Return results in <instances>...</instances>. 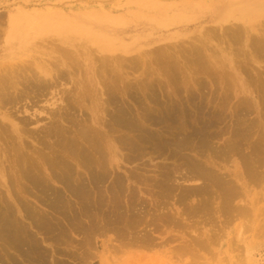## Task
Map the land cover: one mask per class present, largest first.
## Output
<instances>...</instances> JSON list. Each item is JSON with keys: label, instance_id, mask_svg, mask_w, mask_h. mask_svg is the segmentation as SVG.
Masks as SVG:
<instances>
[{"label": "rangeland", "instance_id": "rangeland-1", "mask_svg": "<svg viewBox=\"0 0 264 264\" xmlns=\"http://www.w3.org/2000/svg\"><path fill=\"white\" fill-rule=\"evenodd\" d=\"M133 1H135V0H0V18H1L0 19V26H2V27H0V65H1L0 66V70L2 69V65H3V69L6 66H7L6 68L11 67V69L14 68L15 71L17 70V73H18V75H16L17 73L14 72V69L12 70L14 72V74H11L9 72H8V74H6L5 71H3L4 73L3 72L2 73L0 72V77H2L1 79H5V77H7V76H10L11 77V75H14V76L17 77L16 80H19V83L21 82L20 83L21 85H19V83H18L19 86L16 87V88H13L10 85H8V87L5 88L6 90L3 93L4 95L1 94V91H0V102H1L0 103V107L3 106V103H4L3 102V99L4 98L10 97L11 99H14V98L19 97L18 98V101H13L11 104H9L10 106H8V105L5 104L3 107L0 108V126H1L0 127V139H4L6 141V142L4 140L0 141V155L2 156V157H0V163L3 160L2 163H1V165H3L5 163L4 165H6V167L8 166V168H7V169H9L8 170V173L9 172L10 173L9 174L7 173V175L9 177L10 176L13 177L12 179L15 180L14 181L15 184L13 183V180L12 181L10 180L11 184H9V185L10 186L13 185V184L15 185L14 191L16 190L15 193L16 194L18 193L17 195L15 194L17 196V197L15 196V197L16 198H19V199L21 198L20 200H22V201H20L18 199V201H19V203H18V201H16L17 199H15V197L13 196V194H12V196L9 194V192H13V189H12L13 186H12V188L10 187L12 189V191H11V189L9 191H7L5 188L0 187V192H3L4 193V194H2V193L0 194V202H1L0 203V206H1L0 207V210L3 208L2 205L3 206L4 205L6 206V204L9 203V202L12 203V205H10V204H8V205H10V206H14L15 205L12 208H14V210L16 212V216L18 217V219L21 217L20 218V222L21 223L19 224L17 222L18 225L23 226L25 223H28L27 225H29V223H30V226H27L26 225V226H23V228L26 227L27 232H30V235H31V237L33 236V239L36 238V237L38 238V239H36V241L38 240L40 242L37 241L36 243L37 244L39 243L42 247L44 246L43 248L45 250H43V251L46 252L47 255L44 252H43V255L45 254L46 258H48V255L50 254L49 255L50 257L48 259H51L50 261L52 263L48 259H46V260L49 261V262L47 261L48 264H55L56 262H58V264L60 262H61V264H64V263L65 264H78L79 262H80V264L81 263L85 264V262L87 263L88 260H89V262L87 264H102L103 261H105L107 264H198V263L199 264H264V197H263L264 196V180H263L264 179L263 178L264 177V173L262 175L263 177H262L261 181H259L260 182V184H259L260 186L259 185L256 186V183H258V182H254V183H252L253 181L252 182H248L249 202L251 203L248 206L249 207L252 206L251 208H249L251 212L248 211V215L249 216H247V218H246V219H248L249 217H251L250 215H252V217H251V219H249V221L243 222V221H241L242 218L241 219L239 218L237 220L235 219V221L228 222V225L226 227H224V224L226 222L223 223V220L221 221L219 219H218V222H206V223L205 222H203V223L202 222H188V225L189 226L186 225L187 222H182L183 224H181L179 222V224H178L179 226L177 224H173V223L172 224H162L161 222H156V223H154L155 225L152 224L150 226V228L148 227L146 230H142L143 229V226L140 228V230L137 229L138 234H135L133 236L135 239H137L136 237L141 236V232H142V234L144 232H148V231L151 233V237H152V240H153L151 242L152 244L149 243L148 245L147 244L145 245V243H142L140 241L139 243H142V246L139 243H135L137 241H135L134 238H133L134 240H131V242H130V239H132V237H126V238H124V237H122L120 235V238H119L118 235H117L118 237L116 236L117 233L115 234V232H112V231H109V233L107 231H104L105 232L104 233L103 230H102V232L104 233L103 234L101 232V230H100L98 232H99V234L100 233H102V234L101 235L96 234V236H94L92 234L93 237H91V239L89 238L91 234H88L89 236L86 237L87 235L84 236V234H81L80 232H76L75 233L71 228H69L70 227V224H73V222H69L68 223V222H65L63 219H61V218H64V217L65 218H70L71 217L70 215H68L69 207H65L64 206L65 207V212H67V214L65 212L64 213L68 217H66V216H64V217L61 216L60 217V215H58L57 213L53 212V210L51 209V207H48V205L50 204L49 202L51 201V199L49 200L48 198H51V197L49 196V197L46 198L47 195L41 194L42 192H38L40 190H37L36 188H33V185L32 184L31 185L29 184L30 183V182H28L29 179L27 181H24V180H26L25 178L23 179V174L22 173L24 172V170L26 169L27 166H30L29 168L27 167L28 169H30L29 171L26 169L27 172H29V175L30 174L31 175L32 174L33 175H35V174L39 175V172H41L43 174L42 175L40 173L42 176L48 177L53 172V171L51 172V170H50V169H52L51 166H50L51 164L49 163L50 160L53 159V158H55V157H57L58 155H61V156H58L57 158H65L66 160H69V162H71V164L73 163L72 166L74 168L76 167L75 168L76 171L77 170L80 171L78 173L83 172V174L81 173L82 175L79 174L80 176H83L84 177V174H85V177L86 178L84 177V179H86V184L88 185L89 184V173L86 172L83 168H81L78 165V162L76 164V160H78V159H73L72 158L73 156H71L69 154V148H70V144L69 143L71 142L70 139L72 138V139H75L76 140L77 145L80 144L79 146L82 147L83 142H81L79 140L80 129L84 125L86 126V125H88L90 123V124H92L91 125L92 127L89 124V126H86V127H83V128H87L86 130H89L90 131V133L92 134V136L94 138V141H98L97 143L101 144V146H99V147L102 148L101 149L102 152H103V150L107 152V153L103 152V155L106 154L107 157H108L107 158V157L104 156L105 157L104 160L106 158L108 159V160L106 159V164H108V165L105 166V168L107 167L106 168V174L108 173L107 174V177H106L107 180L104 182L105 184H102L103 187L101 186L102 188L101 187L100 188L101 189L106 188L107 185H108L109 188H112V187H114V186H112L114 184L113 183L114 182L113 180H117L118 178H121L123 180V176H124L125 179L122 181V182H126V183H123V187L126 186L124 189H126V191H130L131 189L133 190V188H134L135 191H138V192H140V191L143 192V190L145 189L146 192L144 190V192H143L144 194H141L140 193V195L143 196V197L145 196L144 198H146L147 197V194L146 193H148L146 187L147 188H151V186L150 185H148V186L142 185L141 186V185H139L137 183H134L133 180L130 179L131 177H129V173L132 172V170H133V172H137V174H135V175L138 176V175H141V174H138L141 171L140 168H142V167L145 168L146 167L145 170L147 169L148 171H152L151 169H152V167L154 165L153 171L158 167V169H157L158 171L157 170L155 172L152 171L154 174H150L151 172L149 173V172H147V170L146 171H143V169H142L143 172H146L147 174L149 173L148 175H152V177H153V176H156V175L160 174V168H162L164 166H168L167 165L168 162H169V165H170L171 168H173L174 166H176V162H177L176 159L175 160H171L172 159V156H170L171 154H169L170 151H171L170 153H172V148H173V147H170V146L176 142V139L178 140V137L181 138L183 135L185 136L187 133H189L190 130L187 132L188 129H186L184 127V125L182 123L183 122V119H181L183 116H180V113H179V116H178V118L181 117L179 119V123H180V125L182 124L183 127H181L182 129L181 128H179V130L177 129V131H179V133L182 132L181 133L182 135L180 134L178 137H176V135H178L179 133L175 131V133H177V134H174L172 132L173 135H174L173 136L171 134V131H170L172 129L167 128V126H166L167 124L166 123L162 124L161 127L158 126L157 127L158 130L156 129V126H154V125L153 126L150 125L152 127H146L149 124L147 123L148 121H145L144 120L145 119L144 117L149 113V110L150 109H152V108L155 109L156 108V105H153L156 101H154L153 104H152V102H153V99L154 98L159 97V98H156V100L158 102H160L162 106L164 104H166V106H167V103L170 104V101L171 100H173L174 102H175V100L176 101L182 100L183 103L185 105H187V110L189 108L190 109L191 108L193 109V110H190L189 109L190 111H187V110H185L186 108L184 107L185 105L183 104V108H185L184 110L187 111L186 113H188V115L190 114L189 116H192V118H193L194 117L193 116V113H194L193 111L196 110V107L197 106H195L196 103L195 104H190V103L187 104V99H188V96H190L191 94H194V93L197 96V99H196L197 104L199 102H201L202 99L204 100L202 102V105L205 106V111H207V110L210 111L216 105V103H217L218 108L216 106V107L213 108V110L215 109L216 112H217L218 109L219 110L220 109L222 110L223 106L226 105L228 103V101H229L228 105H230V104L231 105H230L229 108L227 107L228 108V111H227V108H226L225 112L223 110V112L225 113V114H223L224 115L223 118H224V120L227 121L226 124H228V125L226 126L225 125V122L226 121L224 122V120H223V121H219L218 122V124H217L218 126L216 125L215 130L212 129V132L213 131H216L217 132V130L219 129L217 127H221V125H222V127H221L222 129L220 128L222 131L220 129L218 130L219 133L220 132L222 133L221 140H219L220 137L218 139L213 140V142L217 141V142H215V143H217L216 145L212 142L213 146H215V149L217 151L214 150V149H212L213 150L212 151L211 148H213V147H211V146H210L211 148H209L210 150L207 149V148L205 149L207 153L204 152V151H202L204 149H201L200 152L198 150H196V149H195V151H193V149L191 150V148L193 146L190 147V145H191L190 144L189 145V148H188V150L190 149V152L188 150H186V151H184L182 153H183V155H186L187 157H189V155L190 156L192 155L191 156L192 157L191 159H195L197 161L199 160V161H201V162H203L205 164H208L210 162H213V163H210V164H214V162L217 163V165H215V164L214 165L216 167V170L218 169L217 171L219 173L227 174V176L228 175L230 176V174L234 173V171H235V165H236L235 164L236 163L235 157H232L231 155L221 156V158L223 159L222 161L224 162V163H222V161L220 159V155L217 152H218V150L221 149V147H219V146H222V147L225 146L223 144V142L224 141L226 142V140L228 138L227 136H224V134L227 135L226 134V131H227V133H230L229 131H231V129H233L234 123L236 124V118H232L231 117L232 114L230 115V113H231L230 111H232V109L234 107H236V106L238 107L239 106V104H237V103H239L240 101L239 102H237V101L238 100H241L242 97L244 98V96L247 97L251 102L257 103V104L258 103L262 104L263 103V100H264V98H261V93H262L261 91L264 90V88H262V87H264V82H263L264 81V73L262 72V71H264V66H263L264 65V62H263V60H264V53L263 52L264 51L263 50H262V52L260 51L262 55H260L259 57H261V58L257 59L258 58V54H260V52H258V50H255V52L257 51V53H258L257 54V58H256L255 57L256 53L254 55V51L252 50V49H254V47H253L254 44L253 43L257 39H258L257 41L259 43H264V40L263 39H262L263 42H262L261 39H259V38H264V0H161L162 1V5L164 4V7L163 8H160L159 6L156 7V8L155 7H151V8L150 7H148V8H138L137 5H135V4L132 3ZM112 8H114V9H112ZM111 9H112V13L105 12V11H110ZM101 10H102V12H101ZM116 10L118 11V13H116ZM61 14H62V16H61ZM106 14L107 15H110V16H114V19L116 21L118 19L119 21L116 22L114 20V22H106V18L103 17ZM115 15H116V18H115ZM99 16L101 17V20L104 21L103 22V25H105L107 27H110V28L117 29L116 32L119 31L120 34H125L126 33L124 35V39L123 40L125 41L126 44H128L130 46L131 49H130L129 55H127V54H121L120 53L122 55V56L120 55L122 58H119V60L121 59V61H119L117 58H112L111 54H109V53H106V58H108L109 60L106 59V58H104L103 55H100V54H98L96 52V50L94 48L95 46H93L92 42H89V43L87 42V40H88L87 39V33L89 32V30L91 29V27L94 24H97L98 23ZM118 16H121V17H119L120 19L118 18ZM36 17L37 18H43V21L41 22V21L37 20ZM8 18H9V20H8ZM34 19H36V20H34ZM65 19H73V20L75 19L77 21H84V22H82L83 24L82 23H78V25H76V23H72V22H70V23L64 22V23L67 24L66 25V24L62 23L63 20H65ZM50 21H51V25L49 24V26L52 27V30L48 26V23ZM54 23L57 24L56 27L53 25ZM233 24L234 25L235 24L238 25L239 29H242L243 28L242 29L243 32L242 33H240V32L237 33L236 31H239V29H236L237 27L234 26ZM7 25H9L10 27L8 26L7 27L8 29H5L4 26H7ZM42 25H44L43 28L45 27L44 29H46V30H44L45 32L40 31L39 28H38V30H39V32H38V30H36L35 27H40ZM62 25H63V27H62ZM230 25H232L233 27H231ZM239 25L241 26V28H240ZM28 26H29V28H28ZM58 26L60 28H58ZM229 26H230V28H229ZM227 27H228V30L226 29ZM16 28H17V30H16ZM47 28H49V29H47ZM53 28H55V29H53ZM211 28H212V30L214 32L213 31H210V33H209V30ZM215 28H219V29H217L218 32H215L216 31ZM233 28H235V29L233 30ZM260 28H261L262 31L260 30ZM223 29H224V31H223ZM225 29L228 32L231 31V33L234 34V36L231 33H229V35H226V36L223 35V33L224 34L226 33ZM5 30L8 31V32L6 31L7 34L5 33ZM20 30L22 32H20ZM244 30L246 32H244ZM14 31H16V32L14 33ZM60 31H62L63 33H61ZM211 32L214 33V34L211 35ZM228 32L226 34H228ZM43 33H44V35H43ZM58 33H61V36ZM74 33H76V34H74ZM239 33H240L241 36L239 35ZM243 33H245V34H243ZM253 33H254V35H253ZM65 34H66V36H65ZM216 34H217V36H216ZM230 34H231V37L228 40V36H230ZM62 35H63V37H62ZM58 36H60V37H58ZM68 36H69V38L71 37L73 39L70 38L71 40L70 39L68 40L67 39ZM219 36H220V39H218ZM238 36H240V37L238 38ZM242 36H244V37H242ZM47 37H50V39L53 37L51 39V41L53 39H55V40H53V44L52 45H50L52 42ZM56 37H58V38H56ZM46 38L49 40V42H51L50 44H49V42H45ZM232 38H234V39H232ZM35 39L36 40L37 39H41L42 40V43H44V45H46V46L48 45L47 46L48 49H49V47L54 48L55 45L57 47L54 48V50L52 48H50L49 51H48L47 48L46 49L44 48L45 47L44 45L43 46H40V45H42V43L39 42L40 40H38V42H39L40 45H38L37 42L35 43L34 42V41H36ZM43 39H44V41H43ZM230 39H232L231 42H230ZM63 41H64V43H63ZM236 41H237V43H236ZM225 42L228 44L227 46H229V47L232 44L233 45L231 46V48L228 49ZM180 43L184 44L187 50L190 49L189 52L191 53L190 55H192L193 58H192V56L190 57L189 53H187L185 51L184 45H181L180 46ZM241 43L242 44L244 43V46L241 45ZM87 44L88 45L89 44H92V45H89L90 46L89 47V46H87ZM53 45H54V47H53ZM193 45H194V49L196 48L195 50H197V49L200 50L199 47L202 48L201 51H203V54L204 55H201V53H202L201 51H198L197 50V52H199L200 54H198L195 51L196 54L199 55V56L198 55L196 56V57H199L198 60H195L196 59L194 57L195 56V54H194L195 52H193V54H192ZM208 45H210L211 48H209ZM32 46L34 47V49H32L33 48ZM196 46H199V47H196ZM239 46H240V48H239ZM39 48H40V50H39ZM158 48L161 49V52L162 53H164L163 50H165V54L164 55L162 54L160 56L161 53L158 52L159 51ZM172 48L174 49L175 52L172 51L173 50ZM181 48H182V50L184 49L183 51L186 52V53L183 54L182 53L183 51L181 50ZM241 48H243V50L245 49L244 52H243V54L239 52V51H242V50H240ZM51 49H52V52H51ZM194 49H193V51H194ZM237 49L239 50L238 51V54H237V51L235 52V50H237ZM34 50H36L39 54H36L35 53L36 51L34 52ZM91 50H93V52ZM131 50H132V52H131ZM39 51H41L42 53L45 52L46 55H42ZM154 51L158 53V54H155V55H157V56L159 55L160 57L165 56V58H166V55H168L167 56L168 58H166L167 61L164 60L165 58H163V57H162L163 58V60H162V58H160V57L158 58V57L154 56ZM216 51H218L220 53H217ZM151 52H152V54H151ZM170 52H171V54H170ZM27 53L29 54V56H28ZM213 53H215L216 55L215 54L213 55ZM30 54H33V56L30 55ZM182 54L185 55V56H183ZM25 55H26L27 58L25 57ZM34 55L37 56V57H39L40 59H43L44 61H46V63L49 65V68L51 70L54 68L53 69V75H52L54 78L53 77L52 78L51 77H44L43 78V76H41V75L38 74V70L37 69H34L36 67L33 66V69H32V67L28 66V65H32L30 63H32L31 62V58L34 57ZM142 55H143V57H142ZM200 55L202 57H200ZM118 56H119V54H118ZM129 56H130V58H129ZM186 56H187V58H189V59H187L188 61L185 58ZM203 56L207 60L209 59L208 62H209V66H210L209 67L207 65L208 64L207 60L204 59L205 63L207 62L206 65L204 64V61L202 63V60H201V63L205 65V66L202 65L203 66V69H204V67H206V68L207 67L212 68V69H208L207 68L208 70L213 71V72H210L211 76L209 74V71L207 73V70L204 69L205 71L204 70L202 71L201 70L202 67L199 68L201 66V65H199L200 59L201 58L203 59ZM68 57H70V59ZM137 57H139V59ZM155 57L157 58V60L158 59H161V60L160 61L159 60L157 61ZM171 57H172V59H171ZM262 57H263V60H262ZM40 59L38 61H40ZM129 59H131V60H129ZM134 59H136V60L138 59L137 60V63H139V66H138L137 63L134 64ZM190 59L192 61H195V63L192 62ZM255 59H257V60H255ZM25 60L26 61H29L30 63L29 62H27V63H24V62L20 63L21 61H25ZM69 60H72V61H69ZM122 60H123V62H122ZM173 60H175V61H173ZM236 60H237V62L241 63V65L239 64L240 66H238V64L235 62ZM101 61H102V63H100ZM155 61H157L159 63V66H158V63L155 62ZM162 61H164V62H162ZM165 61H166V63H165ZM13 62L14 63H17V64H14ZM140 62L143 63L144 65H142ZM174 62H177V65ZM188 62L189 63L191 62L192 63L191 64L192 66L190 64H188ZM148 63L150 65V69L148 67L149 66ZM154 63H156L158 67ZM162 63H163L164 66L162 65ZM250 63H251V65H250ZM5 64H6V66H5ZM18 64L21 65V66L19 67ZM26 64H28V65H26ZM120 64H123V65H120ZM166 64H168V66H166ZM236 64H237V66H236ZM15 65H17V66H15ZM23 65H25V66H23ZM53 65H54V67H53ZM145 65L149 69V70L148 69L147 70L150 71V76L149 77H151L152 79L151 78L150 79L153 80V85H152V88L153 89L152 88L151 89L142 88V87H140L138 85V80L137 81H133L135 77H137V79L138 78L140 79V77L142 76L141 79H144V80L147 79V78H149L148 77V74H149L148 71H145L146 68H147ZM170 65L173 66V67H171ZM175 65H176V67H175ZM72 66L75 67V68H73ZM162 66L164 68L160 69ZM185 66L188 67V68H186ZM21 67H23V69ZM24 67H26L27 69H25ZM28 67H30V69ZM135 67L136 68H139L140 67L139 68L140 70L138 69L139 70L138 71V70L134 69ZM141 67H143V68L141 69ZM238 67H239V69H238ZM246 67L249 68L250 73L245 70V69H247ZM253 67L254 68L257 67V69H259L260 71L253 69ZM131 68H132V70H131ZM172 68H174V70H175L174 72L175 73L181 72V73H178V74H180L178 76H181V77L176 76V74H174L171 71ZM221 68H223V69L221 70ZM20 69H22V71H20ZM109 69H111V71ZM124 69H125V71H124ZM105 70H107V72ZM239 70H241V71H239ZM61 71H63V72H61ZM71 71L73 72V74H74V72H75V74H77V72H78L77 77H76V75L73 76V74H71L72 73ZM108 71L110 72L111 76L108 73ZM136 71L139 74H137ZM257 71L260 72V73L257 74ZM118 72H119V75H118ZM129 72L130 73H133V74L130 76L128 74ZM145 72H147L146 73V76L147 77L145 76ZM167 72H169L168 75H167ZM107 73L109 74V76H107ZM141 73H142V75H141ZM165 73H166V75H165ZM214 73H215V76H214ZM1 74H3V75L1 76ZM37 74H38L39 77L40 76L42 77V79H41L42 81L45 79L44 81L47 82V83H48V81L49 82H52L51 83L52 85L50 83H49V85L51 87H53L52 89H54L53 90L54 92H57V91L60 92V95L59 96L62 95V92H65V91L68 92L69 88L71 89V87L74 86L75 84L77 85V86L75 85L76 87L73 88V92H72L71 95L66 92L67 93L66 96H67V98H69L68 100L66 99V103L68 104L67 106H66V103L59 104L60 103L59 102L58 103V106L57 107H54L55 109H58L57 111L53 107H50L48 104H51L53 101H55V99H57V97H59V96H57V97H55V99H52V97H53L52 94L54 92L52 93L51 91H48L47 93H45L44 96L43 95H38V98L36 97V99H34L35 96L33 94H31V95L34 96V97L32 96L33 98L31 97V95L30 96H27V93L29 92V90L26 89L28 87V85L26 84V81H33L35 79V76ZM60 74L65 75V79H66V82L65 83H67V85H65L63 87L62 86H59L60 83L59 82L57 83L58 80H55V79H58L57 76L60 75ZM66 74H68L67 76H69L70 78L67 77ZM113 74H114V76H113ZM23 75H25V77ZM139 75H141V76H139ZM152 75L154 76V78L156 76V79L155 80L152 77ZM253 75H255V77L252 80ZM258 75H260V76L263 77V78L261 77L262 80L260 79V76H258ZM118 76H119V78H118ZM163 76L165 77V79H164ZM174 78H176V79L174 80ZM246 78H247V81L248 80H251V81H248L247 82L246 81ZM47 79H48V81H47ZM130 79H132V80L130 81ZM141 79L139 80V82L141 81ZM157 79H159L160 81L159 80L156 81ZM194 79H198V81H199V79H201V80H200V82H198L197 80H194ZM254 79H256L255 80L256 82L254 81ZM259 79L262 82H260ZM24 80H25V82H24ZM115 80H116V82L118 83V85L120 87L119 90L115 93V96L117 97L118 103L122 106L121 111L123 113H125V114H128V116L131 117V119L134 118L133 120L136 121L137 124H138L139 121H137V119H136V117H137L138 120L141 121L140 124H138V126H140V127H142L141 126V123H143V122H144L143 124H145V123L148 124V125L145 124L146 126L143 125L142 129L145 126V128H147V131L149 130L151 133H155V134H157V132L160 131L159 132L160 134L158 133L159 135L157 137L160 136L164 140V142H165L166 139H167L168 142L172 141V142H170V144H168L169 146H167V149H165V151L168 154H166V152H163V154H162V155L166 154V157L164 155V158L165 159L168 158V160H169V157H171L170 160H171V162L173 161L172 164H170L171 163L170 160L169 161L168 160H165L162 156H161L162 157L161 158L160 157V155H161L160 152L159 153L158 152H155V150L152 149V148H150V147L149 148L148 147L142 148L141 153L134 154L127 147L125 148L122 145V141H123L122 138L123 139L125 138L124 140H129V138L132 135H135L134 137L137 140L138 136L136 135L137 133H135V134L130 133L129 134L128 133L129 131L127 132V135L124 133L125 131H127V129L125 130L124 127H123V125H122L123 119L121 118V115L123 113L118 111V110H120L121 106L117 103L118 105L117 104H115V105H117L118 108L116 106V109H115V108H113V107H115V105H113L111 103H109L111 105L108 104V101L107 100H108V96L109 95L107 93V90H104L103 88H105V87L107 88L108 87L109 84L106 85L107 82L108 83L109 82L111 83L112 81H115ZM119 80H120V82H119ZM189 80L191 82L193 80L196 81L197 82L196 85H195V82L194 83L192 82L193 84H191V82ZM214 80H216V81H214ZM202 81H204V82L201 85V82ZM252 81H254L252 84L249 83V82H252ZM102 82H103L104 85H102ZM158 82H160V84ZM165 82H166V84H165ZM181 82L182 83L184 82L183 83L184 85ZM207 82H209V83H207ZM259 82H260V84L262 83L263 85L262 84H261L262 86L259 85ZM131 83H132V85H133V83H135L134 84L135 86L137 85L138 91H137V89L134 90V88H136L134 86H132L133 87V89H132ZM180 83L183 86L182 88H181ZM187 83H188L189 86L187 85ZM198 83L200 84V86H204V87H201L200 88V86H199ZM213 83L216 86L218 85V87L217 88L214 87V84ZM254 83L256 85L258 84L261 88L259 86H256L255 87V84ZM242 84L244 85L243 87H245L243 89H245L246 90L245 92H247L248 94L245 93V92H242L243 91V89L241 88L242 87ZM249 84H251V86ZM85 85H87V87ZM174 85H176V86H174ZM190 85H192V86H190ZM207 85L209 86L208 89H207ZM233 85H234V87H233ZM252 85H254V87L257 89L256 91H253L252 92V90H255L254 87H253L254 89H252ZM56 86H58V87H56ZM127 86H129V89H128ZM166 86H168V88ZM178 86H179L180 90H179V88H177ZM247 86L249 87L250 90L247 89L248 88ZM51 87H50V89H51ZM83 87H84V90L82 89ZM188 87H191V88H188ZM229 87L230 88L233 87L234 90H233V88H232V90H230ZM258 87H259V89H258ZM76 88H78V90H75ZM170 88L171 89H175V94H174V90H171ZM209 88H212V89H215L216 88L217 90L212 91V89L209 90ZM176 89H178L179 92ZM186 89H191L192 91L191 90H186ZM198 89H199V91H198ZM228 89L230 91H228ZM129 90H130L131 93L129 92ZM166 90H168V91H166ZM194 90H195V92H194ZM206 90H209V91L206 92ZM258 90H261V91H258ZM7 91H8V93H7ZM11 91H12V93H10ZM126 91H128L129 93L126 92ZM132 91H133V93H132ZM142 91L145 94H147L148 92L149 93H148V95H145ZM188 91H190V93ZM203 91H205V93H203ZM215 91H218L216 93H218L217 95H219L217 97V95L215 94L216 95V98H215V95H214ZM102 92L107 93L106 94L107 96H105V95L103 96L102 95L103 94ZM187 92L189 93V95H188ZM222 92H223V94H222ZM227 92H229L228 94L231 95V101H230V98H228L229 100L225 104L224 98L222 97V99H221L220 97L222 95L223 96L226 95V97H229L230 95L227 96ZM99 93H101V95H100L101 97L98 95ZM169 93H170V95H169ZM176 93H177V95H176ZM231 93L233 94V97H232V94ZM263 93H264V91H263ZM86 94L88 96H91L90 99H89L88 96H86ZM172 94H173V97H172ZM207 94L210 97H207L208 96ZM179 95H180V97H179ZM213 95H214V97H212ZM70 96H71V99L73 101H75V102H73L72 100H70ZM83 96H84V99H83ZM136 96H138V97H136ZM175 96H176V99H175ZM199 96H201V97H199ZM205 96L207 97V99L208 98H211V100H213L212 98H214V101H216V102H214L215 104H214L213 107H212V104L213 103H211V100L209 102V99L206 102L208 104H205L204 103L206 101ZM30 97H31V99H29ZM44 97H46L47 99H45ZM81 97H82V99H81ZM167 97L168 98L171 97V98L168 99ZM257 97H258V99H257ZM259 97L261 98V101H260ZM262 97H264V95H262ZM135 98H138V99H135ZM185 98H186V101H185ZM198 98L200 99V101H199ZM20 99H21V101H19ZM220 99H221V102L222 103L224 102V104H222L223 106L220 105L221 103H218L220 101ZM30 100H32L33 102L30 101ZM77 100H78V102L80 101L83 104L80 103L79 106H78V104H77L78 102H76ZM83 100H85V101L83 102ZM102 100H104L105 102L102 101ZM226 100L227 99L225 98V101ZM86 101H87V103H86ZM164 101H167V102L165 103ZM17 102H21V103H17ZM106 102H107V104H106ZM34 103H35V105H34ZM71 103H73L74 105H72ZM90 103H92V104H90ZM96 103H98V105ZM209 103L211 105H209ZM177 104L179 105V103H177ZM189 104H190V107H189ZM232 104H237V105L236 106L235 105L233 106ZM25 105H26V107H25ZM75 105L77 107H79L78 110H77V107H75L76 110H74L73 106H75ZM89 105L91 107H89ZM141 105H142V108H138ZM147 105L149 106V109H148V106ZM206 105H208V107ZM64 106L66 107V109L64 108V110H68L69 107H70L69 111H67V113H65V114H64V112H66V111L63 110V107ZM83 106L88 107V110L85 109L84 112L86 113V115L87 114L89 115V116L87 115V117L89 119L85 117L86 115L84 116L85 113H82L83 110H81V109L82 108H85ZM209 106H211L210 107L211 109L209 108ZM219 106H220V108H219ZM221 106H222V108H221ZM23 107L26 108V109H28V111H30L29 114H28V112H26V109H24ZM231 107H232V109H231ZM262 107H264V104H263ZM8 109H10V110H8ZM35 109H37L39 111H45V113L46 112L47 113L49 112L48 114H50L53 110L55 112H57V113L58 112H60V113L56 114L57 117L53 116L54 121H56V122H54L53 120L50 119V117H46L47 115H44V114H40L39 115L38 113H35L34 112ZM125 109H126V111H125ZM146 109H148V113L142 115L144 117L140 116L141 114L147 112ZM154 109L151 110L150 112L153 113V111H155V112L157 111L156 109L155 110ZM107 110H109V112ZM213 110H211V111L213 112ZM5 111H7V112L5 113ZM23 111H25V112H23ZM251 111H252V115L251 114H250L251 116L248 115V119L247 120L250 121L251 119H254L255 117L258 119V116L254 113L253 109ZM21 112H23V113H21ZM102 112H103V114H102ZM118 112L121 113V114H117ZM138 112H139V114L137 116V113ZM226 112H228V114H226ZM110 113H111V115H110ZM191 113H192V115H191ZM4 114L9 115L10 117H12L11 119L14 120V121L11 122L10 120H5L3 118L4 117ZM105 114H106V116H105ZM65 115H70V116H65ZM74 115H77V116H74ZM19 116H20V118H22V120L19 118ZM22 116L27 117V118H24ZM30 116H31V118H34V117L35 118L32 120L30 118ZM36 116H38V117H36ZM60 116H61V119H60ZM17 117L19 119L18 120H15V119H17ZM75 117H77V119ZM140 117H142V120H141ZM192 118H191V121L193 122L194 121L193 120L194 118L193 119ZM26 119H28V120H26ZM35 119H36V121H35ZM65 119L66 120L68 119L70 122L69 121H66ZM109 119H110V124L112 123L111 124L112 127L111 126L109 127V125H110L109 124ZM232 119L235 120V121H233ZM19 120L21 121V123L18 122ZM77 120L78 121H81L82 120V122L84 120V123L85 124L84 123L82 124V122H78ZM85 120H87V122L90 120V122H88V124H86L87 122H85ZM100 120H101V124H100ZM30 121L33 122V124L32 123H29L28 124V122H30ZM37 121L39 123H37ZM64 121H66V122H64ZM51 122H52V124H51ZM73 122L74 123L77 122L78 124L77 123L74 124ZM106 122H108V123H106ZM15 123L17 124L18 129H16L14 127V125H13ZM18 123H20V124H18ZM24 123H25L26 126H24ZM57 124H58V127L59 128L61 127L60 129L62 131H60L59 133H56V134L55 133L54 134L52 133V135H50V136L45 135L46 137H44V131L47 129L45 131V133H47L49 131L50 127L56 126ZM76 124L78 125L77 126L78 128H74V127H76ZM8 125H10V126H8ZM42 125L45 126V127H43ZM81 125H83V126H81ZM2 126L4 127V129H3ZM63 126L65 128H63ZM79 126H80V128H79ZM118 126H120V127L118 128ZM229 126H230V128H229ZM121 127L123 129H120ZM227 127H228L229 131H228ZM36 128L37 129L39 128V130H38L39 132L38 133H36L37 132V129ZM42 128L43 129L45 128V129L42 130ZM66 128H68V129L66 130ZM145 128H144V130H145ZM27 129L29 131H31V134H32V130H34L33 131V134L36 133L35 134L36 136H34V135H31V136L35 137V139L32 138V137H30V135H29L30 133H27L29 131H26ZM35 129H36V131H35ZM115 129L116 130L118 129L117 131H119V129H120L121 130V131H119L120 133L119 132L117 133V131ZM150 129H154V130H150ZM166 129H168V130H166ZM2 130H5L6 132L7 131H10L11 135L8 132L5 133L6 134L5 135L4 134V131H2ZM19 130H21V132ZM114 130L116 132L114 134H112V131H114ZM122 130H125V131L122 132ZM156 130H157V132H154ZM22 132H23V134H24V132H26L25 134H27L28 137H26L27 135L26 136L25 135L23 136ZM216 132H213V133L215 134ZM218 132H217V136H220V135H218L219 134ZM123 133H124V135H122ZM183 133H185V134H183ZM120 134H121L122 138H121ZM168 134L169 135L171 134L172 136H169L170 137L169 138L168 137ZM253 134L255 136L252 135L254 137V139L252 138L251 140H256L258 138L257 140L259 141V138L261 137L260 132H259V134H258V132H255ZM9 135L13 138V140L10 138ZM116 136H118L119 141H117L118 139H115L116 141L115 140H112ZM257 136H259V137H257ZM50 137H52V138H50ZM126 137L127 138L129 137V138L127 139ZM134 137H131L130 139H133L134 140ZM21 139L22 140H26V142L25 141H22ZM52 139H53V141H52ZM3 141L6 144H4ZM45 141H47V142H45ZM168 142H165V143H168ZM25 143L29 146V149H28V147H27V145ZM192 143H193L192 145H194V142H192ZM10 144L12 146H10ZM22 144H24V146L25 145L26 146L24 147ZM4 146H7V148L4 147ZM17 146L20 147V148H18V150H20V154L18 153V150L16 149ZM121 146H122L123 149L121 148ZM216 146H217V148H216ZM84 147H86V145ZM34 148H37V149H34ZM49 148L51 150H49ZM87 148L89 150H90V148L88 146L85 148L86 149V152L89 153V151H88ZM113 148L116 149V150L115 149L114 150H115V152H117V154H118L117 156L120 157L119 159L121 160V163H120L119 167H117L115 163H112V165L110 163V158H111L112 153H113L111 149H113ZM119 148L122 149V150H120ZM46 149H48V150H46ZM52 149H53V151H52ZM150 149H152V150H150ZM32 150H34L35 153ZM61 150L63 152H64V150H66L67 152L64 154ZM38 151H39V153H37ZM50 151H52V152H50ZM121 151H123V153ZM201 151H202V153H201ZM126 152H128V154L130 152V155L131 156L128 155ZM198 152L200 153V155H198L199 154ZM212 152H213V155L214 156L213 155L211 156ZM214 152H216V153H214ZM90 153L89 154L91 156H94V154H95L94 152L92 153L91 151H90ZM153 153H154V156L153 157L155 158V160L151 156V155H153ZM184 153H188V154H184ZM24 154H26V157L24 156ZM155 154H156V156H155ZM202 154L203 155L206 154L205 156H203L205 159L203 157L201 158V155ZM215 154H218L216 156H218L217 159H220V161L219 160H216ZM19 155H20V158H19ZM55 155H57V156H55ZM133 156H138V157L134 158L133 160L131 159L130 161H128V159L130 157H133ZM206 156L209 157V159L211 161L210 160L208 161V158ZM151 157H152V160H151ZM225 157L226 158H231L230 159V163L228 162L229 164L228 163L226 164ZM39 158L41 159V162H40V159ZM161 159H164L165 161L164 160H161ZM16 160H18V161H16ZM46 160L49 161L48 164H47V161ZM139 160H141V163H140ZM143 160L146 161V162L142 163ZM150 160L153 161L154 163H152ZM17 162H19L18 163L19 166L17 165ZM20 162H23L24 165L21 164ZM124 162H126V163H124ZM162 162L163 163L165 162L164 164H166V165H164V166L161 165L162 167L160 166V168H159V165H160L159 163L163 164ZM219 162H220V164H219ZM129 163H132V164H129ZM145 163H149L150 165L151 164L152 165L151 166L148 165V164L146 165ZM156 163H158L159 165H157L156 168H155ZM135 165H138L140 167L139 169L137 168L138 166L135 167L136 169H138V170L135 169L136 171L134 170V168H132ZM143 165H146V166H143ZM227 165H228V167H227ZM31 166L35 169L34 170L35 173L33 172V169L31 170V168H32ZM120 166L123 167V168H121ZM6 167H5V169H6ZM19 167L20 168L23 167L25 169L23 171H21L19 169ZM114 168L116 170H114ZM221 168H223V169H221ZM107 169H110V170L108 171ZM225 169H227V170L225 171ZM19 171H21V172H19ZM31 171H32V173H30ZM142 171L140 173L146 174V173H143ZM262 171L264 172V168L262 169ZM27 172H24V173H27ZM17 174H18V176H17ZM118 174L119 175L121 174V176H118ZM20 175H21V178L19 177ZM51 175H53V174H51ZM132 175L134 176V173H132L130 176H132ZM145 176H146V178L148 177L147 175H144V177L142 175L143 178H145ZM111 178H112V180H111ZM9 179H8V181H9ZM18 179L20 180V182L18 181ZM111 181H112V183H111ZM84 182H85V180H84ZM109 182H110V184H109ZM19 183H22V185H23L22 187H24V188L27 187L28 190H26V188L24 189L21 186H19V185H21ZM49 184H51L49 186L52 188V191L53 192L54 191L55 192H58L63 197H66V196H69L70 195V193L62 185H60L58 183H55L53 181H50ZM188 185L190 186V184H188ZM53 186L55 188H53ZM59 186H60V188H59ZM182 186L184 187V184ZM187 186L185 184V187L184 188H186ZM107 188L105 190L103 189L102 191L103 192L106 191ZM60 189L61 190L63 189L62 192H61ZM59 190H60V192H59ZM52 191L50 193H52ZM27 193H30V194L27 195ZM32 193H35L36 195H38V198L40 200H42V199L45 198L44 200H46V202L49 201L48 202L49 204L48 203H45L47 206L45 204H43L45 201H41V203H39L40 201L38 200L37 196L34 194V196L36 197L35 198L34 196H32L33 195ZM133 193H134V190H133ZM39 195L41 196V198L39 197ZM254 195H255V197H254ZM2 196H3V200H2ZM4 197L6 199H8L9 202L6 201L7 202L6 203L4 201V199H5ZM31 197H33V198H31ZM143 197H142V199H143ZM253 197H254V199H252ZM257 197H260L261 199H259ZM25 198H27V199H25ZM47 199H48V201H47ZM65 199H64V202H66V204H71L73 202L72 203V206L73 207L71 205H69V206H71L72 211H73V209H76L77 207H78L77 209L79 210V205H78L77 201H75V200L73 201V197L71 195L69 196V199H71L72 202L68 198L67 199L69 201L67 199L66 200ZM144 200L148 201L147 203H150L149 202V198L148 199L146 198ZM25 201H26V203H24ZM3 202H5L6 204L5 203L2 204ZM69 202H71V203H69ZM170 202H172V201H170ZM32 203L34 205L38 206L37 209H36V206L32 205ZM21 204H23V205L27 204L28 207L31 205L33 208L31 206H30V208L32 210H34V211L36 209V212L37 213H41L42 212L41 209H43L44 213L45 214L47 213V215H49V217H51L50 214H52L53 215L52 217L55 220H57L56 217H59L58 218V221L60 220L62 224H63V221H64V223L67 225L68 228H66L65 230H64V228H61V227H66L65 224H63L65 226H63L62 224H61L62 226H58L57 224L60 225V223H57L56 224V222H55V224H56L55 225V224H53L54 222H46V223H51L53 226H58V227H56V229L58 228V231L53 226L52 227L56 231L54 229L49 230L50 232L51 231L53 232V230H54L53 233H55V234H51L52 232L50 233L51 236H53L51 238V240H50L49 239L50 237L47 238L50 235H47V237H46V232H48V230L47 231L45 230L46 232H44V230H42V231L39 230L37 228V226H36L38 224L35 225L34 224L35 222L34 223L32 222L34 225H31V221H29V219L25 218L24 215H22L25 212H24V208L22 207ZM73 204H75V205H73ZM5 206H4V208H5ZM39 207H40V210H39L40 212L37 211L39 209ZM47 207L50 208V210ZM77 209L74 210L73 212L75 213V211H76V213H78V212L80 213V211L77 212ZM175 209H177V208H175ZM20 210L22 211V213H21ZM63 211H64V209H63ZM49 212H52V213L48 214ZM44 213H41L42 216H43ZM45 214H44V216H45ZM261 214H263V215H261ZM19 215H20V217H19ZM22 221L23 222L25 221V223H22ZM36 223H39V222H36ZM81 223L82 224L84 223L85 226L89 225L88 222H81ZM184 223H185V226H184ZM191 225H192V227H191ZM32 226L33 227L36 226V227L34 229H32L33 228ZM59 227H60V229H62V232H61V230H59ZM29 228H30V230L32 229L33 231L31 232L29 230ZM35 229L36 230L38 229L39 232H38V230L36 232ZM67 229H68V232H69L70 235L68 234V232H66ZM69 230H71V231H69ZM33 232H36L38 236H35V235L31 234ZM43 232L45 233V235H44ZM59 232H61V233L59 234ZM36 233H34V234H36ZM57 233H58V235H57ZM64 233H67L68 236H66V237H68L67 240H69L70 243H67V242L65 243L64 240L66 239V237L64 239L61 238V237H63V236H61V234H64ZM139 233H140V235H139ZM47 234H49V233H47ZM55 236L60 237L61 242L64 241L63 243H65V244L61 243L60 240L57 239L58 237H55ZM115 236H116V238H115ZM196 236H198L199 239ZM73 237H74L75 240H73ZM193 237L197 241H194L193 240ZM82 238H84V239L82 240ZM85 238H89V241L87 239H85ZM122 238H123V240H126V242H123V240H121ZM128 238H130V239H128ZM139 238H138V240H140ZM81 240H82V243L84 241L83 244L81 242H80L81 244L79 243V241H81ZM85 240H87V242L89 244H90V240H91V243L93 242L92 243V245H93L92 248H90L91 246H88L89 244H87V242H85ZM208 240H209V242H208ZM52 241L55 242V243H53ZM58 241H59L58 244L61 243V245H57L56 244V242H58ZM72 241H73V244H71ZM132 241L133 242L135 241V242L133 243ZM85 243L87 245H84ZM125 243H127V246H125L126 245ZM132 243L133 244H136V245L138 244V245L136 246V245H133ZM199 243H201V244H199ZM209 243H211L210 246H209ZM0 244H1V246H3L2 244H5V243H3V241H2ZM66 244H68V245L70 244L69 246L67 245L69 247V248L67 247L68 249L66 248ZM77 244H78V246H77L78 249H80L78 251H77V248L75 247ZM130 244H132L131 247L129 246ZM21 245H22L21 247L18 245V247H16L14 249V251H13V249H12L13 247H8V245L5 244L4 246H5V248H7V251H8V249L10 250V248H11V250H12L11 252L15 253V254H13L11 252H9V253L6 252V254L9 255L10 257L12 255V258H14V257L17 258V259H15V258L13 259V261L14 262L16 261L17 264L18 263L19 264H22V263L23 264H28V260H30L29 263L31 262L32 264H40L39 262H37L39 260L38 259L39 256H37V254L34 256V255H29L27 253L28 254V256H27V254L25 253L26 251L29 252L28 250H29L30 246L28 245V243L24 242V244H21ZM72 245H73V247H72ZM81 245H84V246H81ZM70 246L72 248H70ZM128 246H129L130 249L128 248ZM133 246H134L135 249L132 248ZM204 246H207V247H204ZM19 247L22 250H23V248L26 247L24 249V251H25L24 254H23V251L19 250ZM38 247L41 248L39 245H38ZM82 247L83 248L85 247V248L82 249ZM108 247H110V248H108ZM137 247H139V248H137ZM1 248L4 249L3 247H1ZM112 248H114V249H112ZM116 248H119L120 250L119 249L117 250ZM66 249H67V252H68V250H71V249H73V250H71L70 253H67L66 252ZM4 250H6V249H4ZM39 250L42 252V248L39 249ZM86 250H87V253H89V255L88 254L87 255H88V257L90 259H88L87 255L85 256L83 253H81L82 251L83 252H86ZM19 251H20V254H22L23 256H21L20 254H18ZM74 251L78 252V254H76V252H75V255L73 254L76 258L71 254V253H74ZM55 252H56V255H54ZM57 252H59V254ZM61 252H64L63 254L65 255L64 256L65 258L63 256L62 257L60 256V253ZM79 253H81V254H79ZM63 254L61 253V255H63ZM0 255H2V252H1ZM13 255H16V256L13 257ZM17 255H20L23 258H20V256H17ZM81 255H84L83 257L85 259L87 257L88 260L83 261L84 259H82L83 257ZM26 256H27V258H25ZM55 256H58L57 258H59V259L56 258L58 261L57 260L54 261L55 260V258H54ZM199 256L201 257L200 259H199ZM32 257L33 258L38 257V258L33 259L34 261L32 262L31 261L32 259H29V258H32ZM69 257H71V258H69ZM19 258H20V260L22 259L21 261H23V262L20 263ZM60 258H62V259H60ZM63 258H64V261H62ZM25 260H27V261H25ZM117 260H119V261H117ZM0 264H1V262H0Z\"/></svg>", "mask_w": 264, "mask_h": 264}, {"label": "bare ground", "instance_id": "bare-ground-1", "mask_svg": "<svg viewBox=\"0 0 264 264\" xmlns=\"http://www.w3.org/2000/svg\"><path fill=\"white\" fill-rule=\"evenodd\" d=\"M199 2V1H198ZM133 4H135V5H137L138 6V8H148V7H160V8H163L164 7V4L162 5V1L161 0H135V1H133L132 2ZM40 5V4H39ZM130 5V4H129ZM169 5V4H168ZM175 6V5H174ZM36 9V8H35ZM52 9V8H51ZM112 9H114V8H112ZM112 9L110 10V11H105V12H109V13H112ZM48 10V9H47ZM98 10V9H97ZM17 12V11H16ZM57 12V11H56ZM101 12H102V10H101ZM133 12V11H132ZM138 12V11H137ZM48 13V12H47ZM116 13H118V11L116 10ZM34 14V13H33ZM28 15V14H27ZM90 15V14H89ZM135 15V14H134ZM61 16H62V14H61ZM60 17V16H59ZM64 17V16H63ZM104 18H106V22H114V16H110V15H104L103 16ZM119 17H121V16H118V18ZM137 17V16H136ZM37 18V17H36ZM61 18V17H60ZM65 18V17H64ZM72 18V17H71ZM115 18H116V15H115ZM1 19V18H0ZM108 19V20H107ZM120 19V18H119ZM8 20H9V18H8ZM34 20H36V19H34ZM37 20H39V21H43V18H37ZM116 21V20H115ZM119 20L117 19V21L116 22H118ZM32 22V21H31ZM64 22H67V23H70V22H72V23H76V25H78V23H82V22H84V21H77V20H73V19H65V20H63V22L62 23H64ZM103 22L104 21H102L101 20V17L99 16V20H98V23L97 24H94L92 27H91V29L89 30V32L87 33V42L89 43V42H92V44H93V46H95L94 48H95V50H96V52L98 53V54H100V55H103V57L104 58H106V53H109V54H111V56H112V58H117L118 60H119V58H122L121 56V54H127V55H129V53H130V46L128 45V44H126L125 43V41L123 40L124 39V35L126 34H120L119 33V31H117L116 32V30L117 29H114V28H110V27H107V26H105V25H103ZM61 23V24H62ZM42 24V23H41ZM49 24L51 25V21L48 23V26H49ZM64 24H66V23H64ZM83 24V23H82ZM28 25V24H27ZM55 27H56V25L57 24H53ZM67 25V24H66ZM234 25V24H233ZM9 25H7V26H4L5 27V29H8L7 27H8ZM43 26L44 25H42V26H40V27H35L36 28V30H38V28L40 29V31H43V32H45L44 30H46V29H44L43 28ZM46 26V25H45ZM47 26V27H48ZM53 26V27H54ZM60 26V25H59ZM58 26V28H60ZM231 27H233L232 25H230ZM230 26H229V28H230ZM234 26H236L237 28L236 29H239V27H238V25H234ZM240 26V25H239ZM0 27H2V26H0ZM10 27V26H9ZM20 27V26H19ZM50 27V29L52 30V27L51 26H49ZM62 27H63V25H62ZM224 27V26H223ZM259 27V26H258ZM28 28H29V26H28ZM43 28V29H42ZM210 28V27H209ZM240 28H241V26H240ZM247 28V27H246ZM256 28V27H255ZM34 29V28H33ZM47 29H49V28H47ZM53 29H55V28H53ZM57 29V28H56ZM65 29V28H64ZM68 29V28H67ZM66 29V30H67ZM214 29V28H213ZM216 29V31L215 32H218V30L217 29H219V28H215ZM227 30H228V27L226 28ZM226 29H225V31H226ZM235 28H233V30H234ZM243 29V28H242ZM242 29H239V31H236L237 33L238 32H240V33H242L243 32V30ZM248 29V28H247ZM16 30H17V28H16ZM241 30V31H240ZM246 30V29H245ZM244 30V32H246ZM257 30V29H256ZM260 30H261V28H260ZM7 30H5V33L7 34V32H6ZM28 31V30H27ZM54 31V30H53ZM52 31V32H53ZM56 31V30H55ZM64 31V30H63ZM210 31H213L212 30V28L209 30V33H210ZM223 31H224V29H223ZM222 31V32H223ZM230 31V30H229ZM249 31V30H248ZM262 31V30H261ZM16 31H14V33H15ZM18 32V31H17ZM20 32H22L21 30H20ZM38 32H39V30H38ZM58 32V31H57ZM61 33H63L62 31H60ZM214 32V31H213ZM228 31H226V33H227ZM233 32V31H232ZM4 33V34H5ZM19 33V32H18ZM61 33H58L60 36H61ZM224 34L223 33V35H229V33H231V31L230 32H228V34ZM240 33H239V35H240ZM53 34V33H52ZM72 34V33H71ZM74 34H76V33H74ZM212 34H214V33H212L211 32V35ZM232 34V33H231ZM231 34H230V36H228V40H229V38L231 37ZM243 34H245V33H243ZM259 34V33H258ZM17 35V34H16ZM43 35H44V33H43ZM42 35V36H43ZM78 35V34H77ZM210 35V34H209ZM233 36H234V34H232ZM236 35V34H235ZM253 35H254V33H253ZM257 35V34H256ZM260 35V34H259ZM6 36V35H5ZM11 36V35H10ZM57 36V35H56ZM60 36H58V37H60ZM65 36H66V34H65ZM79 36V35H78ZM207 36V35H206ZM216 36H217V34H216ZM241 36V35H240ZM240 36H238V38L240 37ZM245 36V35H244ZM244 36H242V37H244ZM263 36V35H262ZM40 37V36H39ZM58 37H56V38H58ZM62 37H63V35H62ZM214 37V36H213ZM237 37V36H236ZM3 38V37H2ZM50 41H51V39L53 38H51L50 39V37H47ZM46 38V40H45V42H49V40ZM55 38V37H54ZM65 38V37H64ZM67 38V37H66ZM71 38V37H70ZM69 38V36H68V40L70 39ZM209 38V37H208ZM224 38V37H223ZM71 39H73V38H71ZM70 39V40H71ZM218 39H220V36L218 37ZM225 39V38H224ZM232 39H234V38H232ZM232 39H230V42H231V40ZM243 39V38H242ZM259 39H263L264 40V38H259ZM36 40V39H35ZM38 40H40L39 42L40 43H42V40L41 39H37L36 41H34L35 43L37 42V44L38 45H40L39 44V42H38ZM53 40H55V39H53ZM53 40L51 41V42H49V44L50 45H52L53 44ZM206 40V39H205ZM258 40V39H257ZM255 41L253 44H254V49H252L253 51H254V55H255V53H256V55H255V57L257 58V51L255 52V50H258V52H262V50L264 51V43H259L258 41ZM263 40H262V42H263ZM43 41H44V39H43ZM73 41V40H72ZM198 41V40H197ZM196 41V42H197ZM209 41V40H208ZM250 41V40H249ZM260 41V40H259ZM56 42V41H55ZM58 42V41H57ZM227 42V41H226ZM225 42V43H226ZM59 43V42H58ZM63 43H64V41H63ZM185 43V42H184ZM236 43H237V41H236ZM235 43V44H236ZM36 44V45H37ZM92 44H89V45H92ZM221 44V43H220ZM35 45V44H34ZM44 45V43H42V45H40V46H43ZM58 45V44H57ZM88 44H87V46H89ZM181 45H184V44H182V43H180V46ZM191 45V44H190ZM213 45V44H212ZM228 44L226 43V46H227ZM233 45V44H232ZM231 45V46H232ZM237 45V44H236ZM241 45H243L244 46V43L242 44L241 43ZM45 47V49L47 48L48 49V45L46 46V45H44ZM209 46V48H211L210 47V45H208ZM231 46L229 47V46H227V48L229 49V48H231ZM238 46V45H237ZM242 46V47H243ZM33 47V46H32ZM31 47V48H32ZM53 47H54V45H53ZM57 46L55 45V47L54 48H56ZM59 47V46H58ZM84 47V46H83ZM82 47V48H83ZM90 47V46H89ZM170 47V46H169ZM184 47H185V45H184ZM196 47H199V46H196ZM203 47V46H202ZM50 48H52V47H49V49ZM54 48H52L53 50H54ZM60 48V47H59ZM160 48V47H159ZM158 48V49H159ZM217 48V47H216ZM239 48H240V46H239ZM32 49H34V47L32 48ZM49 49H48V51H49ZM52 49H51V52H52ZM75 49V48H74ZM78 49V48H77ZM157 49V50H158ZM173 49V48H172ZM185 49V51L187 52V53H189V55L191 54L189 51H190V49L189 50H187L186 49V47L184 48ZM183 49V50H184ZM193 49H194V45H193V48H192V54H193V52H197V50H195L194 49V51H193ZM199 49L200 50H198V51H201L202 50V48H200L199 47ZM208 49V48H207ZM39 50H40V48H39ZM94 50V49H93ZM93 50H91L92 52H93ZM94 50V51H95ZM180 50V49H179ZM181 50H182V48H181ZM182 50V51H183ZM209 50V49H208ZM240 50H242V51H239L238 49L237 50H235V52L237 51V54H238V51L240 52V53H242L243 54V52H244V50H243V48H241ZM36 50H34V52H35ZM42 51V50H41ZM41 51H39L42 55H46V53L45 52H41ZM46 51V50H45ZM83 51V50H82ZM164 51V53H162L161 52V49H159V51L158 52H160L161 54H160V56L163 54H165V50H163ZM172 51H174V49L172 50ZM213 51V50H212ZM211 51V52H212ZM222 51V50H221ZM224 51V50H223ZM232 51V50H231ZM24 52V51H23ZM131 52H132V50H131ZM169 52V51H168ZM175 52V51H174ZM173 52V53H174ZM181 52V51H180ZM186 52H182L183 54L184 53H186ZM196 52L194 53L195 54V60H198V58L199 57H196L198 54H200L199 52H197L198 54H196ZM202 53H201V55H204L203 54V51H201ZM217 53H220V52H218V51H216ZM261 52H260V54H258V58L257 59H259V58H261V57H259L260 55H262L261 54ZM33 53V52H32ZM36 54H39L37 51L35 52ZM45 53V54H44ZM86 53V52H85ZM95 53V52H94ZM121 53V54H120ZM144 53V52H143ZM205 53V52H204ZM239 53V54H240ZM264 53V52H263ZM28 54V53H27ZM40 54V55H41ZM81 54V53H80ZM118 54H119V56H118ZM142 54V53H141ZM151 54H152V52H151ZM155 54H158L157 52H155L154 51V56H156V57H160L159 55L157 56V55H155ZM170 54H171V52H170ZM177 54V53H176ZM182 54V55H183ZM215 53H213V55H214ZM231 54V53H230ZM248 54V53H247ZM30 55H32L33 56V54H30ZM99 55V56H100ZM121 55V56H120ZM200 55V57H202ZM216 55V54H215ZM223 55V54H222ZM235 55V54H234ZM28 56H29V54H28ZM78 56V55H77ZM133 56V55H132ZM135 56V55H134ZM141 56V55H140ZM152 56V55H151ZM168 55H166V58H168L167 57ZM183 56H185V55H183ZM188 56V55H187ZM187 56L185 57L186 58V60L187 59H189L192 55H190V57L189 58H187ZM199 56V55H198ZM208 56V55H207ZM237 56V55H236ZM240 56V55H239ZM25 57H26V55H25ZM43 57V56H42ZM50 57V56H49ZM67 57V56H66ZM90 57V56H89ZM136 57V56H135ZM142 57H143V55H142ZM155 57V58H156ZM163 58H165V56H162ZM162 57H160V58H162ZM228 57V56H227ZM248 57V56H247ZM23 58V57H22ZM27 58V57H26ZM69 59H70V57H68ZM124 58V57H123ZM129 58H130V56H129ZM138 59H139V57H137ZM163 58H162V60H163ZM164 59V60H166L167 61V59ZM192 58H193V56H192ZM241 58V57H240ZM245 58V57H244ZM243 58V59H244ZM253 58V57H252ZM40 58L39 57H37V56H35L34 55V57H32L31 58V62L32 63H30L29 61H21L20 63H22V62H24V63H27V62H29L30 64H32V65H28V64H26V65H28V66H30V67H32V69H33V66L34 67H36V68H34V69H37L38 70V74L39 75H41V76H43V78L44 77H53L52 75H53V69L51 70L50 68H49V65L46 63V61H44L43 59H40V61H38ZM72 59V58H71ZM106 59H108V58H106ZM137 59V60H138ZM147 59V58H146ZM171 59H172V57H171ZM204 59L205 60H207L204 56H203V59L201 58L200 59V63H199V65H201L199 68H201V70L203 71L204 69L205 70H207V73H208V71H209V74H210V72H213V71H210V70H208V69H212V68H209L210 66H209V62H208V60H207V62H208V66L209 67H204V69H203V66H205L206 65V63H205V61H204ZM217 59V58H216ZM227 59V58H226ZM234 59V58H233ZM257 59H255V60H257ZM84 60V59H83ZM109 60V59H108ZM129 60H131V59H129ZM136 59H134V64L135 63H137V60L135 61ZM156 60H157V58H156ZM159 61L161 60V59H158ZM157 60V61H158ZM191 60V59H190ZM189 60V61H190ZM201 60H202V63H203V61H204V64H202L201 63ZM240 60V59H239ZM262 60H263V57H262ZM69 61H72V60H69ZM119 61H121V59L119 60ZM126 61V60H125ZM157 61H155V62H157ZM166 61H165V63H166ZM173 61H175V60H173ZM188 61V60H187ZM192 61V60H191ZM216 61V60H215ZM261 61V60H260ZM259 61V62H260ZM122 62H123V60H122ZM121 62V63H122ZM139 62V61H138ZM162 62H164V61H162ZM192 62H194L195 63V61H192ZM237 64H238V66H240L241 65V63H239V62H237V60L235 61ZM251 62V61H250ZM257 62V61H256ZM263 62H264V60H263ZM262 62V63H263ZM14 63V62H13ZM57 63V62H56ZM100 63H102V61L100 62ZM141 63V62H140ZM146 63V62H145ZM158 63V62H157ZM164 63V64H165ZM174 63H176V65H177V62H174ZM173 63V64H174ZM184 63V62H183ZM261 63V62H260ZM14 64H17V63H14ZM64 64V63H63ZM87 64V63H86ZM93 64V63H92ZM115 64V63H114ZM138 64V66H139V63H137ZM142 65H144L143 63H141ZM147 64V63H146ZM154 64H156V63H154ZM172 64V65H173ZM188 64H192L191 62L189 63L188 62ZM227 64V63H226ZM237 64H236V66H237ZM240 64V65H239ZM19 65V64H18ZM58 65V64H57ZM85 65V64H84ZM120 65H123V64H120ZM141 65V66H142ZM148 65H149V63H148ZM162 65H163V63H162ZM176 65H175V67H176ZM203 65V66H202ZM247 65V64H246ZM250 65H251V63H250ZM1 66V65H0ZM5 66H6V64H5ZM15 66H17V65H15ZM14 66V67H15ZM21 65H19V67H20ZM23 66H25V65H23ZM52 66V65H51ZM67 66V65H66ZM146 66V65H145ZM156 66H157V64H156ZM158 66H159V63H158ZM157 66V67H158ZM164 66V65H163ZM161 67L160 69H162V68H164V67ZM166 66H168V64H166ZM165 66V67H166ZM171 66V65H170ZM174 66V65H173ZM173 66H171V67H173ZM192 66V65H191ZM254 66V65H253ZM262 66V65H261ZM264 66V65H263ZM7 67V66H6ZM6 67H4V69H3V65H2V71L0 70V72L2 73L3 71H5V73L6 74H8V72L9 73H11V74H14V72L15 73H17V70L15 71V69H14V72L12 71L13 69H11V67H9V68H6ZM30 67H28L29 69H30ZM53 67H54V65H53ZM59 67V66H58ZM73 67V66H72ZM111 67V66H110ZM119 67V66H118ZM121 67V66H120ZM124 67V66H123ZM147 67V66H146ZM149 67V69H150V65L148 66ZM148 67L146 68V70L145 71H148L149 69H148ZM153 67V66H152ZM174 67V68H175ZM186 67V66H185ZM18 68V67H17ZM22 69H23V67H21ZM25 69H27L26 67H24ZM73 68H75V67H73ZM86 68V67H85ZM109 68V67H108ZM112 68V67H111ZM122 68V67H121ZM125 68V67H124ZM140 68V67H139ZM139 68H134V69H136V70H138ZM143 67H141V69H142ZM174 68H172L171 69V71L174 73V74H176V76H178V75H180V74H178V73H181V72H178V73H175L174 71ZM186 68H188V67H186ZM198 68V69H199ZM247 68V67H246ZM263 68V67H262ZM22 69H20V71H22ZM106 69V68H105ZM113 69V68H112ZM126 69V68H125ZM125 69H124V71H125ZM129 69V68H128ZM133 69V70H134ZM148 69V70H147ZM159 69V68H158ZM159 69V70H160ZM216 69V68H215ZM223 68H221V70H222ZM238 69H239V67H238ZM241 69V68H240ZM253 69H255V70H258V71H260L259 69H257V67L256 68H254L253 67ZM62 70V69H61ZM108 70V69H107ZM107 70H105L106 72H107ZM110 71H111V69H109ZM131 70H132V68H131ZM140 70V69H139ZM138 70V71H139ZM204 70V71H205ZM214 70V69H213ZM227 70V69H226ZM246 71H248L249 73H250V71H249V68H247V69H245ZM244 70V71H245ZM28 71V70H27ZM64 71V70H63ZM63 71H61V72H63ZM96 71V70H95ZM154 71V70H153ZM231 71V70H230ZM239 71H241V70H239ZM257 71V74H259L260 72H258ZM262 71V70H261ZM24 72V71H23ZM66 72V71H65ZM72 72V71H71ZM99 72V71H98ZM134 72V71H133ZM137 72V71H136ZM177 72V71H176ZM187 72V71H186ZM185 72V73H186ZM223 72V71H222ZM252 72V71H251ZM263 73H264V71H262ZM4 73V72H3ZM25 73V72H24ZM28 73V72H27ZM68 73V72H67ZM108 73L110 74V72L108 71ZM107 73V76H109V74ZM146 73L147 72H145V76H146ZM148 77L150 76V71H148ZM168 73L169 72H167V75H168ZM202 73V72H201ZM262 73V74H263ZM20 74V73H19ZM22 74V73H21ZM38 74L35 76V79L33 80V81H26V84L28 85V87L26 88L27 90H29V92L27 93V96H30L31 94H33L34 96H35V98L34 99H36V97L38 98V95H43L44 96V94L45 93H47L48 91H51L52 93L54 92L53 90L54 89H52L53 87H51L50 85H49V83L51 84L52 82H49L48 81V79H47V81H48V83L47 82H45L44 80L42 81L41 79H42V77L40 76H38ZM58 74V73H57ZM71 74H73V72L71 73ZM88 74V73H87ZM130 76L133 74V73H128ZM135 74V73H134ZM137 74H139L138 72H137ZM162 74V73H161ZM254 74V73H253ZM3 74H1V76H2ZM16 75H18V73L16 74ZM55 75V74H54ZM68 74H66V76H67ZM76 75V77H77V75H78V72H77V74H75V72H74V74H73V76H75ZM92 75V74H91ZM118 75H119V72H118ZM141 75H142V73H141ZM141 75H139V76H141ZM165 75H166V73H165ZM170 75V74H169ZM224 75V74H223ZM252 75V74H251ZM261 75V74H260ZM260 75H258V76H260ZM24 77H25V75H23ZM80 76V75H79ZM110 76H111V74H110ZM113 76H114V74H113ZM122 76V75H121ZM128 76V75H127ZM129 76V77H130ZM189 76V75H188ZM208 76V75H207ZM210 76H211V74H210ZM214 76H215V73H214ZM213 76V77H214ZM58 77V79H55V80H58L57 81V83L59 82L60 84H59V86H65V85H67V83H65L66 82V79H65V75H62V74H60V75H58L57 76ZM67 77H69V76H67ZM92 77V76H91ZM128 77V78H129ZM147 77V76H146ZM152 77L154 78V76L152 75ZM162 77V76H161ZM164 77V76H163ZM168 77V76H167ZM178 77H181V76H178ZM217 77V76H216ZM235 77V76H234ZM255 77V75H253V77H252V80H253V78ZM262 76H260V79L262 80V78H261ZM2 77H0V91H1V94H3L4 92H5V88L6 87H8V85H10L11 87H13V88H16V87H18L19 85H21L20 83H19V80H16L17 79V77L16 76H14V75H11V77L10 76H7V77H5V79H1ZM54 78V77H53ZM70 78V77H69ZM114 78V77H113ZM118 78H119V76H118ZM125 78V77H124ZM131 78V77H130ZM134 78V77H133ZM136 78V79H135ZM134 78V80L133 81H137L138 80V85L140 86V87H142V88H145V89H151L152 88V85H153V80H151L152 78L151 77H149V78H147V79H141L142 78V76L140 77V79H141V81L139 82V78L137 79V77H135ZM144 78V77H143ZM151 78V79H150ZM227 78V77H226ZM259 78V77H258ZM100 79V78H99ZM149 79V80H148ZM156 79V76H155V78H154V80ZM164 79H165V77H164ZM163 79V80H164ZM176 78H174V80H175ZM191 79V78H190ZM236 79V78H235ZM260 79H259V81H260ZM71 80V79H70ZM132 79H130V81H131ZM148 80V81H147ZM159 79H157L156 81H158ZM182 80V79H181ZM194 80H197L198 81V79H194ZM192 81L193 83L195 82V85H196V81ZM200 80L201 79H199V81L198 82H200ZM256 79H254V81H255ZM258 80V79H257ZM21 81V80H20ZM72 81V80H71ZM128 81V80H127ZM155 81V82H156ZM160 81V80H159ZM190 81V80H189ZM209 81V80H208ZM214 81H216V80H214ZM220 81V80H219ZM246 81H247V78H246ZM248 81H251V80H248ZM247 81V82H248ZM254 81H252V82H249V83H253ZM9 82V83H8ZM24 82H25V80H24ZM119 82H120V80H119ZM191 82V81H190ZM191 82V84H193ZM204 81H202L201 82V85H202V83H203ZM226 82V81H225ZM229 82V81H228ZM227 82V83H228ZM256 82V81H255ZM260 82H262V81H260ZM260 82H259V85H261L260 84ZM264 82V81H263ZM18 83H19V85H18ZM92 83V82H91ZM159 84H160V82H158ZM182 83V82H181ZM180 83V85H181V88L183 87L182 86V84L184 83H182L181 84ZM207 83H209V82H207ZM236 83V82H235ZM107 84H109L108 85V87L105 89V88H103L104 90H107V93H108V104L109 103H111V104H113V105H115V104H117L118 103V101H117V97L115 96V93L119 90V85H118V83L116 82V80L115 81H112L111 83L109 82H107L106 83V85ZM135 83H133V85H132V83H131V87L132 86H134V87H136V88H134V90L135 89H137V91H138V87H137V85L135 86L134 85ZM165 84H166V82H165ZM186 84V83H185ZM190 84V83H189ZM199 84V83H198ZM214 84V83H213ZM220 84V83H219ZM251 84H249L250 86H251ZM255 84V83H254ZM52 85V84H51ZM74 85V84H73ZM76 85V84H75ZM72 86L71 87V89L69 88V90H68V92L67 91H65V92H62V95L61 96H59L60 95V92H54L53 94H52V99H55V97H57V96H59V97H57V99H55V101H53L51 104H48L50 107H57L58 106V103L59 104H61V103H66V99L68 100L69 98H67V96H66V94L68 93V94H72V92H73V88L74 87H76V86ZM83 85V84H82ZM101 85V84H100ZM102 85H104L103 84V82H102ZM101 85V86H102ZM105 85V86H106ZM179 85V84H178ZM184 85V84H183ZM187 85H188V83H187ZM210 85V84H209ZM227 85V84H226ZM258 84L256 85L255 84V87L256 86H259ZM263 85V84H262ZM261 85V86H262ZM86 87H87V85H85ZM84 86V87H85ZM174 86H176V85H174ZM189 86V85H188ZM190 86H192V85H190ZM199 86H200V84H199ZM198 86V87H199ZM211 86V85H210ZM238 86V85H237ZM244 85L242 84V89L243 88H245V87H243ZM50 87H51V89H50ZM56 87H58V86H56ZM55 87V88H56ZM84 87L82 88L83 90H84ZM85 87V88H86ZM128 87V89H129V86H127ZM139 87V88H140ZM165 87V86H164ZM167 88H168V86H166ZM201 87H204V86H200V88ZM208 85H207V89H208ZM212 87V86H211ZM214 87H218V85L216 86L215 84H214ZM228 87V86H227ZM233 87H234V85H233ZM232 87V88H233ZM248 87V86H247ZM254 87V85H252V89H254L253 88ZM260 87V86H259ZM259 87H258V89H259ZM100 88V87H99ZM174 88V87H173ZM177 88H179V86L177 87ZM185 88V87H184ZM183 88V89H184ZM188 88H191V87H188ZM193 88V87H192ZM212 89V88H209V90L210 89H212V91H214V90H217V89ZM232 88H230L229 87V89L230 90H232ZM261 88V87H260ZM262 88H264V87H262ZM127 89V90H128ZM131 89V88H130ZM132 89H133V87H132ZM153 89V88H152ZM171 89V88H170ZM194 89V88H193ZM228 89V91H230ZM248 90H250L249 89V87L247 88ZM75 90H78V88H76ZM171 90H174V94H175V89H171ZM177 91H178V89H176ZM179 90H180V88H179ZM186 90H191V89H186ZM205 90V89H204ZM209 90H206V92L207 91H209ZM219 90V89H218ZM233 90H234V88H233ZM257 89L255 88V90H252V92L253 91H256ZM262 90V89H261ZM261 90H258V91H261ZM10 91V90H9ZM16 91V90H15ZM160 91V90H159ZM166 91H168V90H166ZM176 91V92H177ZM192 91V90H191ZM198 91H199V89H198ZM224 91V90H223ZM246 90L245 89H243V91L242 92H245ZM264 91V90H263ZM263 91H261L262 93H263ZM67 92V93H66ZM93 92V91H92ZM96 92V91H95ZM98 92V91H97ZM126 92H128V91H126ZM129 92H130V90H129ZM128 92V93H129ZM143 92V91H142ZM173 92V91H172ZM179 92V91H178ZM189 93H190V91H188ZM187 92V93H188ZM194 92H195V90H194ZM193 92V93H194ZM216 92H218V91H215V93H214V95L216 94H218V93H216ZM234 92V91H233ZM232 92V93H233ZM7 93H8V91H7ZM10 93H12V91L10 92ZM103 94V96L105 95V96H107L106 94L107 93H104V92H102ZM131 93V92H130ZM132 93H133V91H132ZM144 93V92H143ZM149 93V92H148ZM148 93L147 94H145V95H148ZM186 93V94H187ZM189 93H188V95H189ZM192 93V92H191ZM197 93V92H196ZM203 93H205V91H203ZM202 93V94H203ZM229 92H227V96L228 95H230V94H228ZM231 93V94H232ZM245 93H247V92H245ZM258 93V92H257ZM261 93V98H264V97H262V95H264V93L262 94ZM17 94V93H16ZM25 94V93H24ZM89 94V93H88ZM94 94V93H93ZM127 94V93H126ZM140 94V93H139ZM222 94H223V92H222ZM221 94V95H222ZM225 94V93H224ZM248 94V93H247ZM4 95V94H3ZM33 95H31V97L33 96ZM51 95V94H50ZM56 95V96H55ZM91 95V94H90ZM99 96L101 95V93H99L98 94ZM137 95V94H136ZM169 95H170V93H169ZM176 95H177V93H176ZM208 95V94H207ZM214 95L212 96V97H214ZM216 95H215V98H216ZM21 96V95H20ZM33 96V97H34ZM73 96V95H72ZM86 96H88L87 94H86ZM94 96V95H93ZM92 96V97H93ZM144 96V95H143ZM153 96V95H152ZM166 96V95H165ZM183 96V95H182ZM219 95H217V97H218ZM225 96V97H224ZM222 95L220 98L222 99V97L224 98V102H225V104L227 103V101L229 100L228 98H230V101H231V95L229 96V97H226V95ZM31 97L29 98V99H31ZM32 97V98H33ZM89 97V99H90V97L91 96H88ZM101 97V96H100ZM99 97V98H100ZM136 97H138V96H136ZM154 97V96H153ZM172 97H173V94H172ZM179 97H180V95H179ZM190 97V98H189ZM199 97H201V96H199ZM207 97H210L209 95L207 96ZM207 97L205 96V98H206V101L204 102L205 104H208V103H206L207 102V100L209 99V102H210V100H211V98H208L207 99ZM232 97H233V94H232ZM256 97V96H255ZM18 98L19 97H17V98H14V99H11L10 97H6V98H4L3 99V106L6 104V105H8V106H10L9 104H11L13 101H18ZM45 99H47L46 97H44ZM87 98V97H86ZM156 98H159V97H156ZM156 98H154L153 99V102H152V104L154 103V101H156L153 105H156V112L155 111H153V113L152 112H150L151 110H153L154 108H152V109H150L149 110V113H148V109H149V106H148V109H146L147 110V112H145V113H143V114H141L140 116H142V115H144V114H146V113H148L145 117L144 116H142V117H144L145 119V121H148L147 123L149 124H147V123H145L146 125H148V126H146L145 124H143L144 122V120L142 121L143 123H141V126L143 127V125H145L146 127H152L153 125L154 126H156V129L158 130V126H160L161 127V125L162 124H164V123H166L165 125L167 126V128H170V129H172V130H170L171 131V134L173 135V133L174 134H177V133H175V131L176 132H178L179 133V131H177V129L179 130V128H181V127H183V125H184V127L186 128V129H188L187 130V132L189 131V133H187L185 136L183 135L181 138H179L178 136L182 133H179L178 135H176V137H178V140L176 139V142L174 143V144H172L170 147H173L172 148V153H170L169 151V154H171L170 156H172V159L171 160H175L176 159V166H174L173 168H171L170 167V165H169V162H168V166H164V165H166V164H164L163 162V164H161V163H156V165H155V168H156V166L157 165H159V168H160V166L162 165V166H164V167H162V168H160V174H158V175H156V176H153L152 177V175H148L150 172V174H154L153 172H155L157 169H158V167L153 171V167H154V165H153V167H152V171H148L147 169V172H149L148 174L146 173V172H143V171H146L145 170V168H143L142 166V168H140L138 165H135L134 167H132V168H134V170L136 169L135 167H137L138 169L140 168L141 169V171H142V169H143V173H146V174H142V173H140L139 171V173L138 174H141V175H135V174H137V172H133V170H132V172H130L131 174L132 173H134V176L132 175V176H130L131 174L129 173V177H131L130 179H132L133 180V182L134 183H137V184H139V185H145V186H148V185H150L151 186V188H147L146 187V189H147V192L148 193H146L147 194V199L149 198V202L150 203H147L148 201H146V200H144V199H146V198H144L143 196H141L140 195V193L141 194H144L143 192H144V190H143V192H138V191H135V189L133 188V190H134V193H133V190L131 191H126V189H124L125 187H123V183H126V182H122L125 178H124V176H123V180L121 179V178H118L117 180H113L114 182V184L112 185V186H114V187H112V188H109L108 187V185H107V190L106 191H102L103 189L105 190L106 188H103V189H101L103 186H102V184H105L104 182L107 180L106 179V177H107V174H106V168H105V166H107L108 164H106V159L108 158L107 157V155L105 154V155H103V152H105V153H107L106 151H104L103 150V152H102V148L101 147H99V146H101V144H99V143H97L98 141H94V138H93V136H92V134L90 133V131L89 130H86L87 128H83V127H86V126H89V124H88V122H90V120L87 122V120L89 119L88 117H87V115H86V113L84 112V110L86 109V110H88V107H86V106H83V107H85V108H82L81 110H83L82 111V113H85L84 114V116L86 117V118H88L87 120H85V122H87L86 124H88V125H81V126H83V127H81V129H80V133H79V140L81 141V142H83V145L85 146L86 145V147L88 146L89 148H90V150L88 149V151H89V153H90V151L93 153H95L94 154V156H91L89 153H87L86 152V147H84L83 145H82V147L81 146H79L80 144H78L77 145V143H76V140L75 139H70L71 140V142L69 143L70 144V148H69V154L71 155V156H73L72 158L73 159H78V160H76V164H77V162H78V165L81 167V168H83L86 172H88L89 173V184L87 185L86 184V179H84V177H85V174H84V177L83 176H80L79 174H83V172H81V173H78V172H80V171H76V167L74 168L72 165H73V163L71 164V162H69V160H66L65 158H57L58 156H61V155H55V156H57V157H55V158H53V159H51L50 160V162L49 161H47V164H48V162L51 164L50 166H51V168L52 169H50L51 170V174H53V175H49L48 177H46V176H42L43 174L41 173V172H39L38 170V172H39V175H37V174H35V175H29V172H27V170L29 171L30 169H28L30 166H25L26 167V169L25 168H20L19 167V169L21 170V171H23L24 169L26 170H24V172H27V173H22L23 174V179L25 178L26 180H24V181H27L28 179H29V181L28 182H30L29 184L31 185H33V188H36L37 190H40V191H38V192H42L41 194H44V195H47L46 196V198L47 197H51V198H48L49 200L51 199V201L49 202L48 201V199H47V201L50 203H48V202H46V200H44V199H42V200H40L39 198H38V195H36L35 193H32L31 195L32 196H34V194L37 196V198H38V200L40 201L39 203H41V201H45L43 204H45V203H48L49 205H48V207H51V209L53 210V212H55V213H57L58 215H60V217L62 216V217H64V216H66V217H68L66 214H67V212H65V207H69V210H68V215H70L71 217L70 218H61V219H63L65 222H73V224H70V227L69 228H71L75 233L76 232H80L81 234H84V236L85 235H87L86 237H88L89 235L88 234H93L94 236H96V234H99V232L98 231H100L101 230V232H102V230H103V232L104 231H107L108 233H109V231H112V232H115V234H116V236L118 235L119 236V238H120V235L122 236V237H124V238H126V237H132V239H130V238H128V239H130V242H131V240H134L135 238L133 237L135 234H138V232H137V229H139L140 230V228L143 226V229L142 230H146L148 227L150 228V226L153 224V225H155L154 223H156V222H161L162 224H179V222L181 223V224H183L182 222H187V224L186 225H188V222H218V219L219 220H223V223L224 222H226L225 224H224V227H226L227 225H228V222H232V221H235V219L237 220V219H241V221H243V222H246V221H249V219H251V217H252V215H250L251 217H249L248 219H246L247 218V216H249L248 215V211L249 212H251L250 211V209L249 208H251V207H249L248 205L249 204H251L250 202H249V190H248V182H252V183H254V182H258V183H256V186L257 185H259L260 184V182L259 181H261V179H262V175H263V171H262V169L264 168V107H262L263 106V104H264V100H263V103L262 104H260V103H253V102H251L247 97H245L244 96V98L242 97L241 98V100H238L237 102H239V103H237V104H239V106L237 107L236 105L237 104H232L233 106L235 105L236 107H234L233 109H232V107H231V109H232V111H230L229 113H230V115L232 114V118H236V124L234 123V127H233V129H231V131H229V129H228V127H227V129H228V131L230 132V133H227V131H226V134L227 135H225L224 133V136H227L228 138H227V140H226V142L224 141L223 142V144L225 145H223L224 147H222V146H219V147H221V149L220 150H218V154L220 155V159H221V161L223 160L222 158H221V156H228V155H231L232 157H235V160H236V165H235V171H234V173H232V174H230V176L228 175L227 176V174H223V173H219L217 170H216V167H215V165H217V163H215L214 162V164H210V163H213V162H210V163H208V164H205V163H203V162H201V161H197V160H195V159H191L192 157V155L190 156L189 155V157H187L186 155H183V153L182 152H184V151H186V150H188V148H189V145H190V147L191 146H193L192 148H191V150L193 149V151H195V149L196 150H198L199 152H200V150L201 149H204V150H202V151H204V152H206V148L207 149H209V148H211V147H213V148H211V150L212 149H214V150H216L215 149V146H213V144H212V142H213V140H215V139H218L219 137H220V139L219 140H221V138H222V133L220 132H218V130L222 127V125H221V127H217V128H219L218 130H217V132L219 133L218 135H220V136H217V132L216 131H213V132H216L215 134L212 132V129L213 130H215V127H216V125L218 124V122L219 121H223L224 120V115L223 114H225L224 112H225V110H226V108L228 107H230V105H228V103H229V101H228V103L226 104V105H222V104H224V102L222 103L221 102V99H220V101L218 102V103H221L220 105H222L223 106V108H222V106H221V108H222V110L220 109H218L217 110V112H216V110L214 109L213 110V108L214 107H216L217 106V103H216V105L214 106V102H216V101H214V98H212L213 100H211V103H213L212 104V109L210 108L211 106H209V108L211 109V110H213V112L210 110H207V111H205V106L204 105H202V102L204 101L203 99L201 100V102H199L198 104H197V102H196V99H197V96H196V94L194 93V94H191L190 96H188V99H187V104L188 103H190V104H195L196 103V105L195 106H197L196 107V110H194L193 112L195 113H193V118H192V116H189L188 115V113H186L187 111H190V110H193L192 108L190 109L189 107H190V104H189V109L187 110V105H185L184 103H183V101L182 100H180V101H176L175 100V102L173 101V100H171L170 101V104L169 103H167V106H166V104H164L163 106L161 105V103L160 102H158L157 100H156ZM168 98V97H167ZM171 98V97H170ZM170 98H168V99H170ZM187 98V97H186ZM186 98H185V101H186ZM225 98L227 99L226 101H225ZM261 98L259 97V99H260V101H261ZM40 99V98H39ZM38 99V100H39ZM76 99V98H75ZM81 99H82V97H81ZM83 99H84V96H83ZM88 99V100H89ZM101 99V98H100ZM127 99V98H126ZM135 99H138V98H135ZM140 99V98H139ZM147 99V98H146ZM173 99V98H172ZM175 99H176V96H175ZM180 99V98H179ZM199 99V98H198ZM243 99V100H242ZM257 99H258V97H257ZM24 100V99H23ZM22 100V101H23ZM33 100V99H32ZM32 100H30V101H32ZM70 100H72L71 99V96H70ZM164 100V99H163ZM216 100V99H215ZM233 100V99H232ZM19 101H21V99L19 100ZM25 101V100H24ZM27 101V100H26ZM73 101V100H72ZM82 101V100H81ZM85 100H83V102H84ZM92 101V100H91ZM90 101V102H91ZM98 101V100H97ZM102 101H104V100H102ZM148 101V100H147ZM152 101V100H151ZM199 101H200V99H199ZM213 101V102H212ZM259 101V100H258ZM28 102V101H27ZM26 102V103H27ZM33 102V101H32ZM71 102V101H70ZM73 102H75V101H73ZM76 102H78V100L76 101ZM89 102V101H88ZM94 102V101H93ZM100 102V101H99ZM105 102V101H104ZM165 103L167 102V101H164ZM163 102V103H164ZM1 103V102H0ZM17 103H21V102H17ZM81 102L79 101L77 104H78V106H79V104H80ZM86 103H87V101H86ZM148 103V102H147ZM162 103V104H163ZM177 103H179V105L181 106H179ZM15 104V103H14ZM29 104V103H28ZM32 104V103H31ZM72 105H74L73 103H71ZM81 104H83V103H81ZM90 104H92V103H90ZM97 105H98V103H96ZM95 104V105H96ZM100 104V103H99ZM102 104V103H101ZM104 104V103H103ZM106 104H107V102H106ZM111 104H109V105H111ZM119 104V103H118ZM117 104V105H118ZM125 104V103H124ZM136 104V103H135ZM138 104V103H137ZM183 104L185 105L184 107L186 108H183ZM33 105V104H32ZM34 105H35V103H34ZM68 104L66 103V106H67ZM94 105V104H93ZM92 105V106H93ZM96 105V106H97ZM117 105H115V107H113V108H115L116 109V106ZM120 105V104H119ZM140 105V104H139ZM209 105H211L210 103H209ZM3 106H1V107H3ZM63 106V105H62ZM61 106V107H62ZM88 106V105H87ZM108 106V105H107ZM121 106V105H120ZM146 106V107H147ZM207 107H208V105H206ZM0 107V108H1ZM25 107H26V105H25ZM75 107H77L76 105L75 106H73V108H74V110H76L75 109ZM89 107H91L90 105H89ZM104 107V106H103ZM112 107V106H111ZM144 107V106H143ZM155 107V106H154ZM24 108V107H23ZM28 108V107H27ZM64 108L66 109V107L64 106L63 107V110H64ZM72 108V109H73ZM78 108L79 107H77V110H78ZM106 108V107H105ZM117 108H118V106H117ZM138 108H142V105L141 106H139ZM217 108H218V106H217ZM216 108V109H217ZM219 108H220V106H219ZM228 108H227V111H228ZM3 109V108H2ZM24 109H26V108H24ZM55 109V108H54ZM69 109H70V107H69ZM69 109L68 110H64V111H66V112H64V114L65 113H67V111H69ZM121 109H122V106H121V108H120V110H118L119 112H122L121 111ZM124 109V108H123ZM154 109V110H155ZM187 110V111H185V110ZM253 109V111H254V113L258 116V119L256 118H254V119H251L250 121H248L247 119H248V115H252V110ZM8 110H10V109H8ZM19 110V109H18ZM23 110V109H22ZM56 111L58 110V109H55ZM94 110V109H93ZM99 110V109H98ZM139 110V109H138ZM145 110V111H146ZM223 110H224V112H223ZM21 111V110H20ZM73 111V110H72ZM108 112H109V110H107ZM113 111V110H112ZM111 111V112H112ZM117 111V110H116ZM124 111V110H123ZM125 111H126V109H125ZM129 111V110H128ZM196 111V112H195ZM7 111H5V113H6ZM10 112V111H9ZM23 112H25V111H23ZM23 112H21V113H23ZM26 112H28V114H29V112L30 111H28V109H26ZM33 112V111H32ZM35 113H38L39 115L40 114H44V115H47L46 117H50V119L51 120H53L54 121V118H53V116H55V117H57L56 116V114H58V113H60V112H55L54 110L50 113V114H48L47 112L45 113V111H39V110H37V109H35V111H34ZM75 112V111H74ZM79 112V111H78ZM117 113V114H121V113ZM144 112V111H143ZM14 113V112H13ZM16 113V112H15ZM100 113V112H99ZM123 113V112H122ZM179 113H180V116H183L181 119H183V125L181 126L180 125V123H179V119L180 118H178V116H179ZM62 114V113H61ZM74 114V113H73ZM77 114V113H76ZM102 114H103V112H102ZM113 114V113H112ZM115 114V113H114ZM138 114H139V112L137 113V116H138ZM182 114V115H181ZM226 114H228V112H226ZM14 115V114H13ZM25 115V114H24ZM51 115V116H50ZM110 115H111V113H110ZM116 115V114H115ZM191 115H192V113H191ZM250 115V116H251ZM35 116V115H34ZM33 116V117H34ZM65 116H70V115H65ZM74 116H77V115H74ZM89 116V115H88ZM105 116H106V114H105ZM126 116V117H125ZM159 116V117H158ZM161 116V117H160ZM247 116V117H246ZM16 117V116H15ZM22 117H24V116H22ZM36 117H38V116H36ZM64 117V116H63ZM82 117V116H81ZM84 117V118H85ZM108 117V116H107ZM118 117V116H117ZM133 117V116H132ZM142 117H140L141 118V120H142ZM190 117V118H189ZM5 120H10L11 122H13L14 120H12L11 118L12 117H10L9 115H6V114H4V117H3ZM19 118H20V116H19ZM18 117H17V119H15V120H18L19 119ZM24 118H27V117H24ZM30 118H31V116H30ZM29 118V119H30ZM35 118V117H34ZM34 118H31L32 120L34 119ZM76 119H77V117H75ZM98 118V117H97ZM105 118V117H104ZM121 118L123 119V122H122V125H123V127H124V129L126 130L127 129V131H125V130H122V132L123 131H125L124 133L127 135V132L130 134V133H133V134H135V133H137L136 135L138 136V138H137V140H136V138L134 137L135 135H132L131 137H134V140L133 139H130L129 137V140H124L123 138H122V136H121V134H120V136H121V138H122V145L126 148H128L132 153H134V154H139V153H141V150H142V148H145V147H150V148H152V149H154L155 150V152H160V157L162 156L163 158H164V155H165V157H166V154H168L166 151H165V149H167V146H169L168 144H170V142H172V141H170V142H168L167 141V139L165 140V142H168V143H165L164 142V140L159 136V137H157L160 133V131L159 132H157V130L156 131H154V132H157V134H155V133H151L149 130L147 131V128H145V126H144V128H145V130H144V128L142 129V127H140V126H138V124H140V120H138V118L136 117V119H137V121H139V123L137 124V122L136 121H134L133 119H131V117H129L128 116V114H125V113H123L122 115H121ZM125 118V119H124ZM191 118L194 120L193 122L191 121ZM21 120H22V118H20ZM39 119V118H38ZM60 119H61V116H60ZM59 119V120H60ZM135 119V120H136ZM26 120H28V119H26ZM50 120V121H51ZM57 120V119H56ZM64 120V119H63ZM66 120V119H65ZM79 120V119H78ZM77 120V121H78ZM231 120V119H230ZM233 120V119H232ZM35 121H36V119H35ZM62 121V120H61ZM66 121H69L68 119L66 120ZM66 121H64V122H66ZM107 121V120H106ZM112 121V120H111ZM182 121V120H181ZM180 121V122H181ZM226 120H224V122H225ZM233 121H235V120H233ZM245 121V122H244ZM18 122H20L21 123V121L19 120ZM54 122H56V121H54ZM70 122V121H69ZM78 122H82V120L81 121H78ZM20 123H18V124H20ZM29 123H32L33 124V122H28V124ZM37 123H39L38 121H37ZM68 123V122H67ZM72 123V122H71ZM74 123V122H73ZM75 123H77V122H75ZM74 123V124H75ZM84 123V120H83V122H82V124ZM106 123H108V122H106ZM105 123V124H106ZM151 123V124H150ZM223 123V122H222ZM227 123V121L225 122V125L227 126L228 124H226ZM3 124V123H2ZM31 124V125H32ZM36 124V123H35ZM46 124V123H45ZM50 124V123H49ZM51 124H52V122H51ZM70 124V123H69ZM78 124V123H77ZM76 124V127H74V128H78L77 125ZM81 124V123H80ZM85 124V123H84ZM100 124H101V120H100ZM109 124H110V119H109ZM112 124V123H111ZM109 125V127L111 126L112 127V125ZM5 125V124H4ZM14 125V127L16 128V129H18V127H17V124L15 123V124H13ZM22 125V124H21ZM20 125V126H21ZM47 125V124H46ZM92 124H90V126H91ZM108 125V124H107ZM116 125V124H115ZM150 125H152V126H150ZM164 125V126H165ZM180 125V126H179ZM8 126H10V125H8ZM24 126H26L25 125V123H24ZM30 126V125H29ZM43 126V125H42ZM73 126V125H72ZM71 126V127H72ZM102 126V125H101ZM218 126V125H217ZM1 127V126H0ZM3 127V126H2ZM43 127H45V126H43ZM48 127V126H47ZM46 127V128H47ZM92 127V126H91ZM114 127V126H113ZM120 126H118V128H119ZM12 128V127H11ZM61 128V127H60ZM59 127H58V124L56 125V126H52V127H50V129H49V131L47 132V133H45V131L47 130H45L44 131V137H46L45 135H48V136H50V135H52V133L54 134H56V133H59L60 131H62L61 129H60ZM63 128H65L64 126H63ZM79 128H80V126H79ZM165 128V127H164ZM226 128V127H225ZM224 128V129H225ZM229 128H230V126H229ZM3 129H4V127H3ZM6 129V128H5ZM9 129V128H8ZM23 129V128H22ZM37 129V128H36ZM36 129H35V131H36ZM41 129V128H40ZM45 129V128H44ZM43 128H42V130H44ZM68 128H66V130H67ZM114 129V128H113ZM120 129H123L122 127L120 128ZM119 129V131H121ZM149 129V128H148ZM155 129V128H154ZM154 129H150V130H154ZM162 129V128H161ZM182 129V128H181ZM180 129V130H181ZM222 129V128H221ZM220 129V130H221ZM24 130V129H23ZM31 130V129H30ZM39 128L37 129V132L36 133H38L39 131ZM65 130V129H64ZM116 130V129H115ZM112 131V134H114L116 131ZM164 130V129H163ZM166 130H168V129H166ZM184 130V129H183ZM182 130V131H183ZM2 131H4V134L5 133H9L10 135H11V133H10V131H5V130H2ZM20 132H21V130H19ZM26 131H29L28 129L26 130ZM33 131L34 130H32V134H31V131H29V132H27V133H30L29 135H30V137H32V138H34L35 139V137H33V136H31V135H34V136H36L35 134H33ZM41 131V130H40ZM54 131V132H53ZM98 131V130H97ZM104 131V130H103ZM119 131H117V133L119 132ZM162 131V130H161ZM169 131V132H170ZM185 131V130H184ZM222 131V130H221ZM14 132V131H13ZM42 132V131H41ZM40 132V133H41ZM99 132V131H98ZM153 132V131H152ZM164 132V131H163ZM173 132V133H172ZM255 132H258V134H259V132H260V135H261V137L259 138V141L257 140L258 138L257 137H259V136H257L256 138V140H251L252 138L254 139V137L252 136V135H254L253 133H255ZM262 132V133H261ZM17 133V132H16ZM26 132H24V134H23V132H22V134H23V136L25 135H27V134H25ZM43 133V132H42ZM120 133V132H119ZM124 133L122 134V135H124ZM159 133V134H158ZM100 134V133H99ZM169 135L168 134V137L169 136H172V135ZM183 134H185V133H183ZM229 134V135H228ZM6 135V134H5ZM9 135V136H10ZM78 135V134H77ZM119 135V134H118ZM182 135V134H181ZM40 136V135H39ZM107 136V135H106ZM174 136V135H173ZM255 136V135H254ZM26 137H28V135L26 136ZM38 137V136H37ZM56 137V136H55ZM114 137V136H113ZM10 138L13 140V138L10 136ZM9 138V139H10ZM42 138V137H41ZM50 138H52V137H50ZM66 138V137H65ZM92 138V139H91ZM127 138V137H126ZM127 138V139H128ZM170 138V137H169ZM168 138V139H169ZM175 138V137H174ZM47 139V138H46ZM45 139V140H46ZM61 139V138H60ZM115 139H118V136H116L115 138H113L112 140H115ZM172 139V138H171ZM2 140H4V139H0V141H2ZM20 140V139H19ZM22 140V139H21ZM40 140V139H39ZM106 140V139H105ZM5 141V140H4ZM3 141V142H4ZM22 141H25L26 142V140H22ZM37 141V140H36ZM52 141H53V139H52ZM116 141V140H115ZM117 141H119V139L117 140ZM6 142V141H5ZM4 142V144H6ZM16 142V141H15ZM14 142V143H15ZM18 142V141H17ZM43 142V141H42ZM45 142H47V141H45ZM174 142V141H173ZM192 142H194V145H192L193 143ZM215 142H217V141H215ZM215 142H213L215 145L217 144V143H215ZM13 143V142H12ZM22 143V142H21ZM40 143V142H39ZM50 143V142H49ZM109 143V142H108ZM121 143V142H120ZM211 143V144H210ZM3 144V145H4ZM16 144V143H15ZM26 144V143H25ZM68 144V145H69ZM99 144V145H98ZM9 145V144H8ZM17 145V144H16ZM23 146H24V144H22ZM27 145V144H26ZM25 145V146H26ZM42 145V144H41ZM110 145V144H109ZM113 145V144H112ZM111 145V146H112ZM10 146H12L11 144H10ZM24 146V147H25ZM31 146V145H30ZM114 146V145H113ZM211 146V147H210ZM4 147H6L7 148V146H4ZM27 147H28V149H29V146L27 145ZM45 147V146H44ZM48 147V146H47ZM107 147V146H106ZM169 147V148H170ZM15 148V147H14ZM18 148H20V147H18L17 146V150H18ZM43 148V147H42ZM112 148V147H111ZM121 148H122V146H121ZM124 148V149H125ZM216 148H217V146H216ZM27 149V148H26ZM25 149V150H26ZM33 149V148H32ZM34 149H37V148H34ZM115 148H113V149H111L112 150V156H111V158H110V163H111V165H112V163H115L116 164V166L117 167H119V165H120V163H121V160L119 159L120 157H118L117 155V152H115V150H114ZM120 149V148H119ZM123 149V148H122ZM122 149H120V150H122ZM152 149H150V150H152ZM46 150H48V149H46ZM49 150H51L50 148H49ZM55 150V149H54ZM149 150V151H150ZM171 150V149H170ZM210 150V149H209ZM9 151V150H8ZM7 151V152H8ZM33 152H34V150H32ZM52 151H53V149H52ZM52 151H50V152H52ZM62 151V150H61ZM127 151V150H126ZM189 152H190V149L188 150ZM192 151V152H193ZM202 151H201V153H202ZM213 151V150H212ZM217 151V150H216ZM58 152V151H57ZM63 152V151H62ZM67 151L66 150H64V154L66 153ZM122 153H123V151H121ZM162 152V153H161ZM163 152H166V154H164V155H162L163 154ZM198 152V153H199ZM12 153V152H11ZM18 153L20 154V150H18ZM17 153V154H18ZM24 153V152H23ZM35 153V152H34ZM37 153H39V151L37 152ZM55 153V152H54ZM61 153V152H60ZM127 154H128V152H126ZM196 153V152H195ZM207 153V152H206ZM214 153H216V152H214ZM5 154V153H4ZM62 154V153H61ZM68 154V153H67ZM184 154H188V153H184ZM211 154V153H210ZM218 154H215V158H216V160H219L220 161V159H217V157L218 156H216V155H218ZM128 155H130V152H129V154ZM198 155H200V153L198 154ZM206 155V154H205ZM205 155H201V158L203 157V156H205ZM213 155V152H212V154H211V156ZM24 156L26 157V154H24ZM68 156V155H67ZM70 156V157H71ZM107 157L105 160H104V158L105 157ZM122 156V155H121ZM131 156V155H130ZM152 157L154 156V153H153V155H151ZM155 156H156V154H155ZM214 156V155H213ZM0 157H2L1 155H0ZM5 157V156H4ZM123 157V156H122ZM136 157H138V156H133V157H130L129 159H128V161H130L131 159L133 160L134 158H136ZM152 157H151V160H152ZM159 157V158H160ZM161 157V158H162ZM207 157V156H206ZM19 158H20V155H19ZM150 158V157H149ZM154 158V157H153ZM170 158L171 157H169V160H170ZM174 158V159H173ZM204 158V157H203ZM208 158V161L210 160L209 159V157H207ZM214 158V157H213ZM214 158V159H215ZM40 159V158H39ZM63 159V160H62ZM157 159V158H156ZM165 159V158H164ZM164 159H161V160H164ZM198 159V158H197ZM205 159V158H204ZM229 159V160H228ZM230 159L231 158H226L225 157V162H226V164L229 162L230 163ZM8 160V159H7ZM38 160V159H37ZM108 160V159H107ZM150 160V161H151ZM154 160H155V158H154ZM160 160V159H159ZM165 160H168V158L167 159H165ZM164 160V161H165ZM168 160V161H169ZM171 160H170V162H171ZM3 161V160H2ZM2 161H1V163H2ZM16 161H18V160H16ZM126 161V160H125ZM140 161V163H141V160H139ZM138 161V162H139ZM211 161V160H210ZM215 161V160H214ZM7 162V161H6ZM40 162H41V159H40ZM43 162V161H42ZM136 162V161H135ZM144 162H146V161H142V163H144ZM148 162V161H147ZM152 163H154L153 161H151ZM173 162V161H172ZM172 162L170 163V164H172ZM201 162V163H200ZM1 163H0V187H3V188H5L7 191H9L11 188H12V186H13V192H9V194L12 196V194H13V196L15 197L17 194L15 193L16 192V190L14 191V187H15V183H14V181L15 180H13L12 178L13 177H9L8 175H7V173H8V170L9 169H7L8 168V166L6 167V165H1ZM19 162H17V165L19 166V164H18ZM21 164H23V162H20ZM25 163V162H24ZM105 163V164H104ZM124 163H126V162H124ZM222 163H224L223 161H222ZM228 163V164H229ZM129 164H132V163H129ZM136 164V163H135ZM146 165L148 164V165H150L149 163H145ZM219 164H220V162H219ZM12 165V164H11ZM24 165V164H23ZM142 165V164H141ZM146 165H143V166H146ZM152 165V164H151ZM150 165V166H151ZM225 165V164H224ZM10 166V165H9ZM35 166V165H34ZM122 166V165H121ZM120 166V167H121ZM5 167H6V169H5ZM14 167V166H13ZM32 167V166H31ZM114 167V166H113ZM116 167V168H117ZM222 167V166H221ZM227 167H228V165H227ZM10 168V167H9ZM36 168V167H35ZM111 168V167H110ZM121 168H123V167H121ZM150 168V167H149ZM224 168V167H223ZM223 168H221V169H223ZM226 168V167H225ZM11 169V168H10ZM18 169V168H17ZM33 169V172H34V168L32 167L31 168V170ZM138 169H136V170H138ZM7 170V171H6ZM49 170V171H50ZM83 170V171H84ZM108 171L110 170V169H107ZM114 170H116L115 168H114ZM135 170V171H136ZM227 169H225V171H226ZM13 171V170H12ZM11 171V172H12ZM21 171H19V172H21ZM107 171V172H108ZM158 171V170H157ZM222 171V170H221ZM16 172V171H15ZM128 172V171H127ZM10 173V172H9ZM8 173V174H9ZM18 173V172H17ZM30 173H32V171L30 172ZM35 173V172H34ZM37 173V172H36ZM42 175H41V174ZM113 173V172H112ZM116 173V172H115ZM118 173V172H117ZM16 174V173H15ZM21 174V175H22ZM46 174V173H45ZM81 174V175H82ZM157 174V173H156ZM21 175L19 176L20 178H21ZM142 175H143V177H144V175H147L148 177L146 178V176H145V178H143L142 177ZM17 176H18V174H17ZM118 176H121V174L119 175L118 174ZM117 176V177H118ZM151 176V177H150ZM18 177V178H19ZM115 177V176H114ZM134 177V178H133ZM10 178V179H9ZM19 178V179H20ZM86 178V177H85ZM264 178V177H263ZM8 179H9V181H8ZM18 179V181L20 182V180ZM85 180V182H84V180ZM10 180L12 181L13 180V185H9V184H11V182H10ZM111 180H112V178H111ZM131 180V181H132ZM264 180V179H263ZM50 181H53V182H55V183H58V184H60V185H62L69 193H70V195L73 197V201L75 200V201H77V203H78V205H79V210L77 209V212L78 211H80V213L78 212V213H76V211H75V213L73 212L74 210H76V209H73V211H72V209H71V206H72V200L71 199H69V196H66V197H63L62 195H60V193H58V192H53L52 191V188L49 186V185H51V184H49L50 183ZM27 182V183H28ZM88 182V181H87ZM108 183V182H107ZM111 183H112V181H111ZM251 183V184H252ZM17 184V183H16ZM19 184H21V185H19V186H23L22 185V183H19ZM109 184H110V182H109ZM132 184V183H131ZM184 184V187H185V184H186V186L188 185V184H190V186L188 185L186 188H184L182 185ZM192 184V185H191ZM57 185V184H56ZM102 186V187H101ZM110 186V185H109ZM260 186V185H259ZM11 187V188H10ZM101 187V188H100ZM135 187V186H134ZM144 187V186H143ZM22 188H24V187H22ZM21 188V189H22ZM26 188V190H28L27 189V187H25ZM24 188V189H25ZM53 188H55L54 186H53ZM59 188H60V186H59ZM131 188V187H130ZM12 189H11V191H12ZM35 189V190H36ZM30 190V189H29ZM32 190V189H31ZM61 190V189H60ZM60 190H59V192H60ZM63 190V189H62ZM62 190H61V192H62ZM3 191V190H2ZM52 191V193H50ZM23 192V191H22ZM28 192V191H27ZM30 192V191H29ZM37 192V191H36ZM138 194H136V193ZM145 192H146V190H145ZM4 194L3 192H0V194ZM31 193V192H30ZM30 193H27V195L28 194H30ZM251 193V192H250ZM16 194V195H15ZM63 194V193H62ZM25 195V194H24ZM30 195V196H31ZM4 196V195H3ZM3 196H2V200H3ZM6 196V195H5ZM29 196V197H30ZM43 196V195H42ZM263 196V195H262ZM7 197V196H6ZM17 197V196H16ZM15 197V199H17L16 201H18V199L19 198H16ZM35 197V196H34ZM39 197L41 198V196L39 195ZM142 197H143V199H142ZM254 197H255V195H254ZM254 197L252 198V199H254ZM264 197V196H263ZM5 198V197H4ZM31 198H33V197H31ZM36 198V197H35ZM34 198V199H35ZM69 199L71 202H69V203H71V204H66V202H64V199ZM257 198H259V199H261L260 197H257ZM6 199V198H5ZM4 199V201L6 202V201H8V199H6L5 200ZM21 199V198H20ZM19 199V200H20ZM24 199V198H23ZM25 199H27V198H25ZM65 199V200H66ZM67 199V200H68ZM251 199V198H250ZM68 200V201H69ZM263 200V199H262ZM20 201H22V200H20ZM27 201V200H26ZM26 201L24 202V203H26ZM33 201V200H32ZM170 201H172V202H170ZM260 201V200H259ZM5 202H3L2 204H4ZM9 202V201H8ZM38 202V201H37ZM1 203V202H0ZM7 203V202H6ZM5 203V204H6ZM18 203H19V201H18ZM23 203V202H22ZM29 203V202H28ZM261 203V202H260ZM8 204H10V205H12V203H7L6 204V206H5V208H4V206L2 205V211L0 210V241L2 242L3 241V243H5V244H7L8 245V247H13L12 249H13V251H14V249L16 248V247H18V245L21 247L22 245L21 244H24V242H26V243H28V245L30 246V248H29V252H25L24 251V249L26 248H23V250L22 249H20V247H19V250H21V251H23V254H24V252L27 254H29V255H36L37 254V256H39V258L38 257H35V258H38L39 260L37 261V262H39L40 264H48V262L51 260V259H48L50 256V254L48 255V258H46V256H45V254H46V252H44L43 250H45L39 243L37 244L36 242L38 241H36V239H38L37 237L36 238H34L33 239V236L31 237V235H30V232H27V230H26V227H24L23 228V226H26L28 223H25V221L23 222L22 221V223H25L23 226H21V225H18V223L20 224L21 222H20V215H19V219H18V217L16 216V212H15V210H14V208H12V207H14V206H10V205H8ZM259 204V203H258ZM22 205V207L24 208V214H22V215H24V217L25 218H27V219H29V221H31V225H36V224H38V225H36L37 226V228L39 229V230H44V232H46L47 230H48V232H46V237H47V235H50V236H48L47 238H49L50 240H51V238L53 237V236H51V234H55V233H53L54 232V230L56 229V227H58V226H62L63 224H65L64 223V221H63V224L61 223V221L59 222L58 221V218L59 217H56V219L57 220H55L52 216V214H50V213H52V212H49L48 214H50V216L51 217H49V215H47V213L45 214L44 213V211H43V209H41L42 210V212L41 213H44L45 214V216H44V214H43V216H42V214L41 213H37L36 212V209H37V207L38 206H36V205H34L33 203H32V205H34V206H36V209H35V211L34 210H32L31 208H30V206L28 207V205L27 204H25V205H23V204H21ZM46 205V204H45ZM69 205H71V206H69ZM73 205H75V204H73ZM47 206V205H46ZM65 206V207H64ZM178 206V207H177ZM1 207V206H0ZM32 207V206H31ZM47 207V208H48ZM73 207V206H72ZM33 208V207H32ZM35 208V207H34ZM75 208V207H74ZM175 208H177V209H175ZM16 209V208H15ZM49 210H50V208H48ZM63 209H64V211H63ZM249 209V210H248ZM17 210V209H16ZM22 210V209H21ZM20 210V211H21ZM40 210V207H39V209L37 210V211H39ZM45 210V209H44ZM48 210V211H49ZM67 210V209H66ZM71 210V211H70ZM252 210V209H251ZM19 211V210H18ZM47 211V210H46ZM45 211V212H46ZM40 212V211H39ZM66 214H65V213ZM21 213H22V211H21ZM47 215V216H46ZM261 215H263V214H261ZM246 216V217H245ZM244 217V218H243ZM24 218V219H25ZM23 220V219H22ZM251 221V220H250ZM261 221V220H260ZM18 222V223H17ZM34 224H33V223ZM36 222H39V223H36ZM46 222H54L53 224H55V222H56V224L57 223H60V225L59 224H57L58 226H53L51 223H46ZM81 222H88L89 223V225H87V226H85V224L83 223H81ZM222 223V222H221ZM51 224V225H50ZM55 224V225H56ZM62 224V225H61ZM217 224V223H216ZM66 225V224H65ZM65 225H63V226H65ZM69 225V224H68ZM207 225V224H206ZM21 226V227H20ZM27 226H30V223H29V225H27ZM35 226V227H36ZM55 228H53V227ZM168 226V225H167ZM179 226V225H178ZM184 226H185V223H184ZM189 226V225H188ZM33 227V226H32ZM35 227H33L32 229H34ZM156 227V226H155ZM162 227V226H161ZM191 227H192V225H191ZM218 227V226H217ZM223 227V226H222ZM61 228H64V230L66 229V228H68L67 227V225H66V227H61ZM160 228V227H159ZM183 228V227H182ZM30 230V228H29V230L32 232L33 230ZM37 229V230H38ZM51 229H54L53 230V232L51 233L49 230H51ZM155 229V228H154ZM208 229V228H207ZM210 229V228H209ZM36 230V229H35ZM37 230H36V232H37ZM39 230H38V232H39ZM46 230V231H45ZM57 231H58V228L56 229ZM55 230V231H56ZM59 230H61V232H62V229H60V227H59ZM158 230V229H157ZM156 230V231H157ZM199 230V229H198ZM69 231H71V230H69ZM200 231V230H199ZM213 231V230H212ZM36 232H33V233H31V234H33V235H35V236H38L37 235V233ZM43 232V233H44ZM61 232H59V234L61 233ZM66 232H68V229L66 230ZM102 232V233H103ZM106 232V233H107ZM29 233V234H28ZM34 233H36V234H34ZM41 233V232H40ZM39 233V234H40ZM47 233H49V234H47ZM51 233V234H50ZM71 233V232H70ZM95 233V234H94ZM102 233H100L99 235H101ZM105 233V232H104ZM103 233V234H104ZM192 233V232H191ZM195 233V232H194ZM200 233V232H199ZM68 234H69V232H68ZM201 234V233H200ZM43 235V234H42ZM44 235H45V233H44ZM57 235H58V233H57ZM70 235V234H69ZM72 235V234H71ZM90 235V239H91V237H93V235L91 236ZM139 235H140V233H139ZM193 235V234H192ZM216 235V234H215ZM34 236V237H35ZM60 236V235H59ZM61 236H63V237H61V238H65L66 236H68L67 235V233H64V234H61ZM103 236V235H102ZM116 236H115V238H116ZM117 236V237H118ZM137 236V235H136ZM135 236V237H136ZM219 236V235H218ZM40 237V236H39ZM44 237V236H43ZM55 237H58V236H55ZM104 237V236H103ZM106 237V236H105ZM140 237V238H139ZM139 237H136L137 239H135V241H137V242H135V243H139L140 241L142 242V243H145V245L147 244H149V243H151L153 240H152V237H151V233L148 231V232H144L143 234H142V232H141V236H139ZM197 238H198V236H196ZM200 237V236H199ZM41 238V237H40ZM46 238V239H47ZM67 238L68 237H66V239L64 240L65 241V243L67 242V243H70V241L69 240H67ZM89 238H85V239H87L88 241H89ZM134 238V239H133ZM138 238L140 239V240H138ZM54 239V238H53ZM56 239V238H55ZM58 240H60V237H58L57 238ZM56 239V240H57ZM62 239V240H63ZM84 238H82V240H83ZM199 239V238H198ZM203 239V238H202ZM21 240V241H20ZM23 240V241H22ZM40 240V239H39ZM45 240V239H44ZM48 240V239H47ZM73 240H75L74 239V237H73ZM82 240L81 241H79V243L81 242L82 243ZM87 240H85V242H87ZM93 240V239H92ZM115 240V239H114ZM121 240H123V238L121 239ZM156 240V239H155ZM193 240L194 241H197L196 239H194V237H193ZM63 241V242H64ZM94 241V240H93ZM193 241V242H194ZM199 241V240H198ZM212 241V240H211ZM210 241V242H211ZM0 242V243H1ZM38 242H40V241H38ZM45 242V241H44ZM53 242V241H52ZM60 242H61V240H60ZM63 242H61V243H63ZM75 242V241H74ZM122 242V241H121ZM123 242H126V240H123ZM133 242V241H132ZM133 242V243H134ZM208 242H209V240H208ZM53 243H55V242H53ZM52 243V244H53ZM59 243V241L58 242H56V244L57 245H61V243L60 244H58ZM65 243H63V244H65ZM80 243V244H81ZM83 243H84V241H83ZM82 243V244H83ZM93 243V242H92ZM92 243H91V240H90V244L87 242V244H89L88 246H91L90 248H92ZM132 243V244H133ZM142 243H139L141 246H142ZM195 243V242H194ZM5 244H2L3 246H1V244H0V246L1 247H3L4 249H6V250H4V249H2L1 247H0V254H1V252H2V255H0V262H1V264L3 263V264H17L16 263V261L14 262L13 261V259L15 258L14 256H16V255H13V257L14 258H12V255H11V257L9 256V255H7L6 254V252L7 253H9V252H11L12 250H11V248H10V250L8 249V251H7V248H5ZM62 244V245H63ZM71 244H73V241L71 242ZM86 243L84 244V245H87ZM126 245L125 246H127V243H125ZM132 244H130L129 246L131 247V245ZM152 244V243H151ZM150 244V245H151ZM154 244V243H153ZM199 244H201V243H199ZM205 244V243H204ZM207 244V243H206ZM210 244L211 243H209V246H210ZM38 245L42 248V252L39 250V249H41V248H39L38 247ZM68 244H66V248L70 245H68ZM84 245H81V246H84ZM133 245H136V244H133ZM138 245V244H137ZM136 245V246H137ZM196 245V244H195ZM64 246V245H63ZM78 244L75 246L76 248H77V251L78 250H80V249H78ZM113 246V245H112ZM129 246H128V248H129ZM135 246V247H136ZM144 246V245H143ZM154 246V245H153ZM208 246V245H207ZM207 246H204V247H207ZM7 247V246H6ZM57 247V246H56ZM60 247V246H59ZM72 247H73V245H72ZM71 246H70V248H72ZM87 247V246H86ZM116 247V246H115ZM114 247V248H115ZM124 247V246H123ZM147 247V246H146ZM145 247V248H146ZM201 247V246H200ZM62 248V247H61ZM69 248V247H68ZM67 248V249H68ZM85 248V247H84ZM83 247H82V249H84ZM108 248H110V247H108ZM114 248H112V249H114ZM127 248V249H128ZM132 248H134V246L132 247ZM137 248H139V247H137ZM153 248V247H152ZM182 248V247H181ZM192 248V247H191ZM28 249V248H27ZM50 249V248H49ZM54 249V248H53ZM65 249V248H64ZM63 249V250H64ZM67 249H66V252H67ZM95 249V248H94ZM117 250L119 249V248H116ZM130 249V248H129ZM135 249V248H134ZM17 250V249H16ZM59 250V249H58ZM71 250H73V249H71ZM71 250H68V252L67 253H70L71 252ZM96 250V249H95ZM116 250V251H117ZM120 250V249H119ZM18 251V250H17ZM48 251V250H47ZM50 251V250H49ZM115 251V252H116ZM4 252V253H3ZM43 252L45 253L44 255H43ZM65 252V251H64ZM64 252H61L62 254L64 253ZM73 252V251H72ZM75 252L76 251H74V253H71L72 255L74 254L75 255ZM89 252V251H88ZM114 252V253H115ZM11 253H13V252H11ZM35 253V254H34ZM48 253V252H47ZM58 254H59V252H57ZM61 253H60V256L62 257H64L65 255L63 254V255H61ZM81 253H83L85 256L88 254L89 255V253H87V250H86V252H81ZM81 253H79V254H81ZM208 253V252H207ZM13 254H15V253H13ZM17 254V253H16ZM18 254H20V251H19V253ZM28 254H27V256H28ZM57 254V255H58ZM76 254H78V252H76ZM188 254V253H187ZM209 254V253H208ZM21 256H23L22 254H20ZM20 255H17V256H20ZM47 255V254H46ZM54 255H56V252H55V254ZM67 255V254H66ZM73 255V256H74ZM84 255H81L82 257L84 256ZM88 255H87V257H88ZM93 255V254H92ZM112 255V254H111ZM211 255V254H210ZM20 256V258H23V257H21ZM27 256L25 257V258H27ZM71 256V255H70ZM191 256V255H190ZM31 257V256H30ZM58 256H55L54 258H55V260L54 261H56L57 259H59V258H57ZM68 257V256H67ZM72 257V256H71ZM71 257H69V258H71ZM75 257V256H74ZM80 257V256H79ZM78 257V258H79ZM81 257V258H82ZM87 257H86V259L83 257L82 259H84L83 261H85V260H88V259H90L89 257H88V259H87ZM91 257V256H90ZM192 257V256H191ZM20 258H19V261H20V263L21 262H23V261H21L20 260ZM35 258H29V259H32L31 261L33 262L34 260L33 259H35ZM53 258V259H54ZM57 258V259H56ZM65 258V257H64ZM64 258H63V260L62 261H64ZM68 258V259H69ZM73 258V257H72ZM76 258V257H75ZM74 258V259H75ZM201 257L199 256V259H200ZM15 259H17V258H15ZM46 259H48V260H46ZM52 259V260H53ZM60 259H62V258H60ZM67 259V260H68ZM73 259V260H74ZM80 259V258H79ZM81 259V260H82ZM95 259V258H94ZM203 259V258H202ZM66 260V259H65ZM70 260V259H69ZM205 260V259H204ZM18 261V262H19ZM25 261H27V260H25ZM29 261L30 260H28V264H32L31 262L29 263ZM48 261V262H47ZM58 261V260H57ZM117 261H119V260H117ZM36 262V261H35ZM34 262V263H35ZM51 262V261H50ZM82 262V261H81ZM89 262V260L87 261V263ZM194 262V261H193ZM52 263V262H51ZM55 263V262H54ZM57 264H58V262H56ZM55 263V264H56ZM67 263V262H66ZM70 263V262H69ZM86 262H85V264H87ZM106 262L105 261H103L102 262V264H105ZM192 263V262H191ZM19 264V263H18ZM23 264V263H22ZM59 264H61V262L59 263ZM65 264V263H64ZM78 264H80V262L78 263ZM81 264H83V263H81ZM107 264V263H106ZM199 264V263H198Z\"/></svg>", "mask_w": 264, "mask_h": 264}]
</instances>
